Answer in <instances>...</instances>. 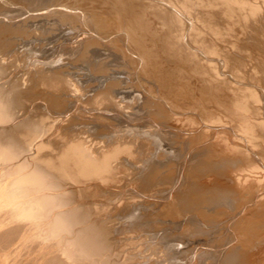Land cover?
I'll return each mask as SVG.
<instances>
[{"label":"rangeland","instance_id":"rangeland-1","mask_svg":"<svg viewBox=\"0 0 264 264\" xmlns=\"http://www.w3.org/2000/svg\"><path fill=\"white\" fill-rule=\"evenodd\" d=\"M104 1H106V2H104ZM116 1H117V3H116ZM146 1L147 2L149 1V2L146 3ZM172 1H174V3H172ZM191 1L194 2V4H192L188 0H176V1L175 0H170V1L169 0H154V1L153 0H151V1L150 0H138V1L137 0H109V3H108V0H102V1L101 0H88V2L86 0H0V53H1L0 54L1 55L0 56V66L4 70L3 71L4 74H2V75L9 76L8 78H11V80L14 81V83L16 81L15 84L18 86L17 92L19 95V99H21L23 101L25 99L24 102H26V103L23 102V104L25 105L26 110L29 109L31 106V109L28 110V113L26 111V114H28V116L33 115V118H35L36 120L39 117L47 116L44 113H42L41 115L36 114L32 111V109H34V107L38 108V107H42L43 105H46V106H44L45 110L46 109L48 110V108H49L47 105V99H48L47 95L48 94L46 93V91H42L40 88H41V86L45 87V86L49 85L48 84L49 82L51 84L55 83L54 80L56 81L57 79L58 80L56 82H59L61 79H63V80L67 79V81L70 80L69 82L73 83V85H72V86H74L73 88H76L75 90L78 89L77 91L79 93H83V90H85V88H87L88 85L90 87L93 83V87H95L97 85V87L99 89H97V87H96L97 90L94 88L95 91L93 90L91 92L93 94H95L97 92V94L99 96L97 95L96 97L97 98L99 97V99L102 96L99 93L101 91H103L102 90L103 87L105 89V86H106L107 89L113 93V96L115 95L114 92L116 93L114 98L116 100L118 99V101L121 100L119 103L123 104V105H126V103H128L127 105H129L130 101L136 99V96H139L140 100L142 99L141 102H140V100H134L135 102L132 101L131 105H134V106L132 107L131 105H129L132 108L129 107L127 109L128 106H126L124 110L121 109L122 110V112H121L122 115L120 113L121 116H119L120 111H119L118 107H117L118 110L116 108H113L114 110H112L109 106H102L103 108H101L99 106L100 109H104V110L108 109L107 111H109V113H107V111H104V110H101V111L97 110L100 114L102 112L103 113L105 112L104 113L105 115H107V114L109 115V116H105L102 113L103 114L102 118L105 116L104 119H99L98 121H96L97 122L96 124H100L99 125L100 128H102L104 131H100L99 128L97 130L95 128H92V129L89 128V130L87 132V133H89L88 136L89 137L92 136L94 141L102 142V140H106L107 137H109V136H107L108 130H109V128H111L110 130L112 131L114 129L115 133H114V131H112V132L109 131L111 133L110 135H115V134H117V136L122 135V138H125L124 136H126V138L128 137L129 139L133 138V136L135 135L132 140H134L137 136L138 137L137 143L146 142L145 140L149 139L150 142H149V140L146 142L147 144L149 142V146H153V144H154V146H155V144H161L163 147H160L157 150V148H156L157 146H155V147H153L154 149H156L155 151H151L150 153H147V154L145 153L144 155L134 154L133 158L131 157L130 159H128L126 161L124 160L125 162L123 161V163L121 165H118L117 168L114 169L112 172V175H111L112 178L111 177L108 178V179H112L113 183H115L117 185L118 189L115 188V190L117 189L116 193H114L115 195L112 196V194L110 193V190H105V189H102L100 186L95 185V187L90 188V189L81 188L80 191H78L75 195H73L74 197L71 199L74 201L73 205L83 203L84 209L87 211L89 210L91 212L90 215L93 216V217L90 216V221H92V222L96 223L97 220L99 222L103 219L106 220L108 218H113L114 216H116V217L119 216L118 220L116 217L114 218L117 222V224H116L117 225L116 226L117 231L115 230V232L113 234V237L116 239V243H115V246L113 248H111V250H113V251H110V254H115L116 259H118L120 261H125L128 264H140V263L141 264H145V263L146 264H160V263L161 264H216V263L220 264V260H221V258H223L225 249L228 246L227 244H229L230 242H233L235 244L237 241V238L241 236L236 230L235 223H236V220H238L240 217H242V215L245 213L244 212L245 210L250 212L251 215L253 214V211L255 213L251 217H254L257 220V224L255 226L256 227L255 231H258V232L257 233L255 232L253 235L257 237L259 235L262 236V234H263V237H264V233H262V232H264V229H263V226H264L263 220L264 219H262V217L264 218V215H263L264 210H262V209H264V191H263V195L258 194V191L260 188H261L260 192H262V185H261L262 183L261 182L262 181L264 182V164H263L264 163V94H263L264 93V79H262V81H261V78H264V63H263L264 62V59H263L264 58L263 57L264 56V42H263L264 41V34H262V33H264V22H263L264 18H262V16L264 17V15H263L264 14V0H252L255 2H252L251 0H247V1L245 0L248 4H251L250 5L251 10H253L254 12H255L257 6L259 7V9L257 8L259 10V13H261L263 11V14H260L261 16L259 17L258 10H256L257 11L256 13H258L257 19H255L256 13H254L253 11H251V10L249 11V10L244 9L245 12L247 11L246 14L248 12L249 13L246 15L244 10H243L244 15H243V12H242V14H240L242 9L238 13V11L240 9L239 7L234 6V5H233L234 7L232 6L233 8L226 6V4H224V2L222 0H217L218 2L221 1V2H219L218 5L216 4L217 2H215L216 0H208V1L207 0H200L201 3H203L202 5H201L200 1H198V0H195L196 2L194 0H191ZM73 2H74V4H73ZM167 2H169V3H167ZM177 2H178V4H177ZM186 2H187V4H185ZM197 2H199V3H197ZM234 2H237V1H234ZM242 2H244V1H242ZM69 3H70V5H68ZM126 3L127 4L129 3V4L126 5ZM220 3H222V4H220ZM262 3H263V5H262ZM158 4H160V5H158ZM175 4H176V6H178V5L182 6L183 5V7H177L175 9V8H173V7H175ZM211 4H214V5H211ZM78 5H79V7H78ZM139 5H141V6H139ZM155 5H157V6L155 7ZM206 5H208V6H206ZM253 5L254 6L257 5L255 7V9H254ZM219 6H221V7H219ZM224 6H225V8H224ZM153 7L155 9H153ZM185 7L186 8L190 7V9L189 8L187 9V13H186V10L183 11V9ZM209 7L211 9H209ZM252 7H253V9H252ZM57 8H58V12H57ZM178 8H181V10ZM221 8H222V10L224 8V10L222 11ZM110 9H112V10H110ZM114 9L115 10L117 9V11L120 10L118 12L113 13L114 15L117 14L115 16H118L120 14L118 17H114V15H110V16L108 15L107 12L108 11L114 12ZM232 9H233V11H232ZM23 10L25 11V13L23 12ZM43 10L45 12L54 11L55 13L53 12V13H50L47 16H45L46 14L43 15V13H45V12L41 13ZM96 10H98L100 13ZM103 10L105 11V13H107L104 16L101 15V11H103ZM125 10L128 12H126ZM155 10H157V11H155ZM191 10H192V13H191ZM39 11H41V12H39ZM73 11L75 14L73 13ZM121 11H123L124 14ZM165 11H166V13H165ZM94 12H95V14H94ZM155 12L157 14H155ZM170 12H171V14H170ZM183 12H185L186 14L185 13L183 14ZM188 12H190L191 14ZM38 13H40V14H38ZM135 13L138 15L135 16ZM195 13H197V15L199 14L198 15L199 18L196 17L197 15ZM250 13H252V14H250ZM253 13L255 15L254 16L255 18L250 17V16H253ZM51 14L54 17L57 16L56 18H58L59 16L61 18L59 17L58 19H55L54 17H52ZM58 14H59V16H58ZM167 14H168V17H167ZM194 14L196 16H194ZM129 15H130V17H129ZM182 15H184V16H182ZM241 15H243V17H241ZM40 16L41 17L43 16V17L41 18ZM49 16H50V19H49ZM97 16H98V18H97ZM217 16H219V17H217ZM244 16L246 18H247V16H249L250 19H255V20L252 21V20H249V18H247L248 20H246ZM224 17H225V20H224ZM99 18H101L102 20L101 19L99 20ZM116 18H118V19H116ZM130 18L132 20L134 19L133 21L131 20L132 23L130 21ZM211 18L215 21L211 20ZM243 18L245 19V21L243 20ZM259 18H261L262 20ZM37 19H40V21ZM41 19L42 20L44 19V20L42 21ZM158 19H159V21H158ZM173 19H175L176 21ZM35 20H37V21H35ZM50 20H54L55 22L50 21ZM58 20H59V23H58ZM115 20H117V21H115ZM187 20H188V22H186ZM49 21L53 22V23H50ZM106 21H108V22H106ZM181 21H183V22L181 23ZM229 21L232 23H229ZM258 21H260V22H258ZM19 22H21V23H19ZM44 22H46V23H44ZM75 22L76 23L79 22V23L76 24ZM195 22H196V24H195ZM198 22H199V24H202V25L199 26ZM211 22H213V23H211ZM245 22L248 26L245 24ZM38 24H39V26H38ZM210 24H212V25H210ZM223 24H225V25H223ZM260 24H262L261 27H260ZM205 26H207V27H205ZM208 27H209V29H208ZM226 27H227V29H226ZM259 27L261 28L260 30H259ZM136 29H138L139 31ZM132 30H133V32H132ZM195 30H197V33L195 32ZM207 30H209V31H207ZM242 31H243V33H242ZM219 32H220V34H219ZM85 33H87V35H85ZM34 34H37V35H34ZM117 34H118V36H117ZM139 34H141L142 36ZM176 34H179L180 36L176 35ZM187 34H189V35H187ZM197 34L200 35L201 37L198 36ZM234 34H236V35H234ZM130 35H131V37H130ZM187 36H189L190 38ZM103 37H104V39H103ZM112 38H114V39H112ZM172 38L174 39L175 42L173 41ZM178 38H181V39H178ZM261 38H262V40H261ZM108 39H109V42H108ZM128 39H130V40H128ZM229 39H230V41H229ZM112 41H113V43H112ZM164 42H165V44H164ZM105 43H106V45H105ZM231 43H234V44H231ZM143 44H144V46H143ZM28 45H29V47H28ZM260 45H261L262 49L260 48ZM116 46H118V47H116ZM199 46H201V48ZM213 47H214V49H213ZM22 49H24V50H22ZM131 50L134 52H132ZM210 50H212V51H210ZM154 52H157V53H154ZM35 53H37V55H35ZM191 53H194V55ZM199 53H201L202 56L199 55ZM139 54H141V55H139ZM210 54H211V56H210ZM135 56H136V58H135ZM194 56L196 58L195 59L196 61L194 60ZM128 57H130V58H128ZM140 57H141V59H140ZM137 58H139V59H137ZM150 58H152V59H150ZM166 59H169V60H166ZM175 60H176V62H175ZM114 61H115V63H114ZM139 61H141V62H139ZM142 61H144V62H142ZM155 62H157V63H155ZM225 64H228V65L226 66ZM8 65H10V66H8ZM209 66H211L212 69ZM218 66H219V68H218ZM259 66L261 67L260 69H259ZM221 67L224 70H225V68H227V70L224 71ZM200 68H202V69H200ZM257 68H258V70H257ZM141 69H142V71H141ZM74 70H76V71H74ZM116 70H117V72H116ZM133 70H135V71H133ZM222 71L224 72V74H222ZM47 72H48V74H47ZM72 72H74V74H71ZM85 73H86V75H85ZM112 73H115L116 75L114 74L115 75L114 76ZM148 73H149V75H148ZM249 73H250V75H249ZM40 74H41V76H40ZM55 74H56V76H58L57 78H56ZM88 74H90V75L92 74L93 76L91 75V77H90V75H88ZM117 74H121V75H117ZM213 74H215L216 76L215 75L213 76ZM52 75L54 78L52 77ZM94 75H96V76H94ZM108 75H110V76H108ZM153 75H155V77ZM234 75H235V77H234ZM43 76H46V77H43ZM86 76H88L90 79ZM100 76H101V78H100ZM104 76H106V77H104ZM124 76H125V80H123ZM223 76H224V78H223ZM107 77H108V79H107ZM130 77L132 78V80ZM169 77H170V79H169ZM237 77L239 80L237 79ZM51 78H53V80ZM59 78H61V79H59ZM113 78L114 79L116 78V79L114 80ZM47 79L48 80L51 79V80L48 81ZM72 79H74V80L71 81ZM91 79H92V83H91ZM93 79H94V81H93ZM97 79H99L100 83L102 82V79H103V82L101 83V84H104L103 87L101 86V84L99 83V81ZM105 79L108 81H106ZM118 79L119 80L121 79V81H119ZM122 80H123V83L126 80L127 81L125 82V84H121ZM128 80H130V81H128ZM153 80H155V81H153ZM228 80L230 81V83ZM74 81H75V83H74ZM226 81H228V82H226ZM108 82L109 83L111 82L110 84H113V85H110ZM84 83L85 84L90 83V84H87L85 86ZM255 83H257V84H255ZM233 84H234V86H233ZM119 85H125V86L131 85L129 87L130 88L132 87V89L129 90L130 88L128 86H126V87L123 86L124 88H127V87L129 88V89L127 88L128 90L127 89L125 90L123 87H119ZM134 85H135V87H134ZM136 85H138V86L136 87ZM145 85H147V86H145ZM205 86L207 89L205 88ZM27 88L29 90L26 91L25 89H27ZM260 88L262 90H260ZM115 89H117V90H115ZM121 89H123L124 91ZM219 89L221 91H223V93H221V91ZM233 89H234V91H233ZM241 89H243V90H241ZM243 91H245V93ZM59 92L61 95L58 96V99H59L58 102L61 104V106H60L61 108H57V109L52 108L54 111L53 113L55 115L54 116L52 115V117L49 115V118H48V116H47V118L50 119L49 126L51 125V127L54 126L55 121L58 122V124L56 126H59L60 129L66 127V129L61 130V134L64 135L65 137L69 138V136L71 135V131L67 130V129H71V126L73 125L71 123V115H73V116L75 115V117H79L81 115L80 113H82V111L84 109L89 108V106H90L89 102H92V100H87V101L84 100V103L80 104L81 105L80 108L74 109V107H72L73 105L71 106V104H73V103H71V93H69L67 91H61V90ZM91 92L87 93V94H90V96L85 95L86 97L84 96V99H88V98H91L92 96H94L93 94H91ZM125 92H126V94H125ZM118 93L121 95H118ZM219 93H220V95H219ZM261 94H263V95H261ZM67 95H69V96H67ZM134 95H135V97H134ZM224 95H226V96H224ZM62 96H64V97H62ZM218 96H220L222 98H220ZM127 97L131 98L132 100L129 98L127 99ZM223 97H225V98H223ZM244 98H245V101L243 103ZM146 99H147V101H146ZM125 100H126V102H125ZM128 100H129V102H127ZM144 100L147 103L144 104L143 103ZM184 100H186V101H184ZM216 100L218 102H215ZM102 101H106V100L102 99ZM211 101L213 103L214 102L215 103L213 104ZM236 101H239V103ZM85 102H87V103H85ZM121 102H123V103H121ZM140 103H143V105ZM216 103H217V105H215ZM257 103H259V105H257ZM32 104L33 105L35 104V105L33 106ZM195 104L197 105V107L195 106ZM237 104H239V105H237ZM135 105H137L139 108L136 107ZM160 106L163 108L165 107L164 110L162 109V111L160 112L162 114L158 113V111L156 110V109H158V107L161 108ZM82 107H83V110H81ZM237 107L238 108L241 107L242 109L241 108L238 109ZM91 108H93V107H91ZM96 108L97 107H95V109ZM137 108H138V110H137ZM220 108L222 111H220ZM243 108L244 109L250 108V109L249 110H247V109L243 110ZM133 109H134V111L136 109L135 113H137V114H131L130 113V112H132L131 110H133ZM172 109H173V111H172ZM217 109H219V110L217 111ZM223 109H225V110H223ZM199 110H201V111H199ZM213 110L216 112H214ZM63 111H65V112H63ZM123 111L124 112L126 111V112L123 113ZM134 111L132 113H134ZM217 112H219V113H217ZM59 113H60V115H59ZM126 113L129 116L126 115ZM138 113H139V115H138ZM179 113L183 114V116L181 117V115H179ZM191 113L194 115L196 114L197 115L196 118L194 120H193V118L192 119L188 118V120L185 119L186 121H184V117L186 115L191 114ZM216 113L219 114V116H217ZM220 113H221V115L222 114H224V115L221 116ZM43 114H44V116H43ZM124 114H125V116L123 117ZM215 114H216V116H215ZM65 115L67 116V118ZM133 115H136V116H133ZM156 115L157 116L159 115L158 119H157ZM226 115H227V117L229 115L230 118H225ZM176 116H178V117L180 116L179 117L180 119L177 118ZM245 116H247L246 119L248 118L247 121L245 119ZM115 117L116 118L117 117H123V118H117L116 119ZM128 117H130V118L128 119ZM153 117H155V118H153ZM220 117H221V119H220ZM63 118L65 119V121ZM170 118H172V119H170ZM242 118L245 120H243ZM177 119H179V120H177ZM229 119H231V120H229ZM53 120H55V121H53ZM219 120H221L222 122H220ZM212 121H213L214 125L216 124L215 126H213ZM249 121H251V123ZM150 122H151V124H150ZM175 122H177L179 125ZM246 122H247V125H250V126L252 123H254L252 125V127L256 128L258 126L257 128H259L258 129L259 131L257 130V128L255 129V132L251 131L254 134L253 133L251 134V132L246 131L247 135L249 134L250 137L247 136L245 131H242L239 129V124H241V123L246 124ZM229 124H230V126H229ZM231 124H233V127ZM146 125H148V126L151 125L153 128H155V126H157V127H156V130L154 131V129H150V128H152L151 126L149 127V129H146V128H148V127H146ZM254 125H256V126H254ZM125 126H126V128H125ZM127 126L130 127V129ZM260 126H262L261 132H260ZM59 127L57 129H59ZM140 127H142V128H140ZM119 128H120V130H119ZM121 128H123V129L125 128L128 132L125 129L124 130L122 129L123 130L122 131ZM133 128H134V130H133ZM135 128L137 131L135 130ZM142 129L143 130L145 129L146 132L143 131ZM130 130H132L133 132H131ZM140 130L145 132V134ZM157 130H159L160 134ZM180 130H183V131H180ZM220 130H221V132H220ZM116 131H118V133H116ZM121 131H122V133H121ZM149 131L151 133H149ZM156 131L160 136L167 139V141H164L165 140L164 138L158 137L159 135L156 134ZM256 131H258V132H256ZM139 132L141 133L140 134L141 136L139 135ZM167 132H169L171 134V136ZM175 132H177V133H175ZM214 132H215V135H214ZM129 133H130V137H129ZM148 133H149V135H147ZM152 133H154V135H152ZM164 133L169 134L170 137ZM174 133H175V135H174ZM90 134H92V135H90ZM163 134H164V136H163ZM145 135L147 136L146 139H145ZM172 135L174 137L176 136L175 137L176 139L179 138L178 135H181L180 136L181 142H180V138L178 140H176ZM184 135H186V136H184ZM225 135L228 136V138ZM153 136L154 137L157 136V139L156 138L154 139ZM81 137H83V136H81ZM256 137H257V139H255ZM139 138L140 139L142 138L143 140L144 139L145 140L142 141V140H139ZM160 138L162 140L163 139L164 140L161 141ZM170 138H171V140L174 139V143H176L178 141L176 143L177 147L172 146L171 144H170L171 147L169 145H167L168 143H173V141H171ZM185 139H186V141H184ZM220 139H222V140H220ZM98 140H101V141H98ZM158 140H159V143H158ZM169 140H170V142H168ZM134 141H136V140H134ZM183 141L185 142V144ZM114 142H116V141H114ZM209 142H210V144H209ZM250 142H251V144H253L252 146H251ZM124 143H126V142H124ZM217 143L220 145H223L222 147H224V148H222ZM178 144H179V146H178ZM48 145L49 144L45 145L44 150H46L47 148L50 147ZM173 145H175V144H173ZM214 147H215V149H214ZM219 147H220V149H219ZM209 148H210V150H208ZM240 148H242V149H240ZM183 149H184V151H183ZM211 149H212V151H211ZM158 151H159V153H158ZM234 152H235V154H234ZM165 153L168 155H166ZM207 153H210L209 158H208ZM211 153H213V154H211ZM231 153H233V154H231ZM148 154H150V155H148ZM214 154H216V155H214ZM164 155H166V156L164 157ZM227 155H232L233 158H232V156H227ZM235 155H237V156H235ZM241 155L242 156L245 155L246 158L248 157L250 162H248L249 160L247 161V163L246 162L243 163L242 161H240L239 158H241ZM20 156L21 157L27 156V152L20 155ZM222 157H224V158H222ZM228 157L232 158L234 162L226 165L225 162L227 161V159H229ZM236 157H237V159H235ZM205 158H207V159H205ZM171 159L172 160L175 159V160L172 161ZM214 160H216V161H214ZM0 161H2V160L0 159ZM130 162H132V163H130ZM146 162H147V164H145ZM166 162H168V163H166ZM200 162H203V163H200ZM208 162L211 163V164H209L210 166H206V164L208 165ZM129 163L131 165H129ZM140 163H141V165H140ZM239 164H240V167H239ZM145 165H146V167H145ZM200 165H204V166L200 167ZM224 165H226L228 167L224 168L225 167ZM131 166L134 169L131 168ZM241 166H244L245 168L241 167ZM139 167H140V169H139ZM210 167H212V168H210ZM257 167L260 168L259 171L257 170L258 169ZM147 168H148V170H147ZM170 168L172 169V171ZM174 168H176L177 170H175ZM185 168H187V169L188 168H194V170L192 172H187ZM203 168H205L206 170ZM221 168H222V170H223V168L228 169L227 170L228 172H230V169L233 168V175L234 176H236V174L240 171L241 177H240V173H238L239 175H237L236 177H234L233 175H226L228 177V178H226V176L222 173L219 174L220 175L219 176L216 173H218V172L220 173ZM242 168H244L245 171H243ZM252 168L256 170L255 172H257V171L258 172L261 171V172L259 174L254 173V171L250 172V170ZM121 169L124 172H122ZM132 169H133V171H132ZM168 169H170V170H168ZM207 169H208V171H207ZM215 169H217V170H215ZM246 169L247 170L250 169L249 172ZM146 170H147V172H146ZM262 170H263V172H262ZM142 171L143 172L145 171V172L143 173ZM235 171H237V172H235ZM246 171L249 174H247ZM116 172H118V173H116ZM171 173L174 175H171ZM213 173H214V175H212ZM242 173L244 174L243 176H242ZM250 173L252 175H254V179H255L256 183L254 182V179H252L253 177H249ZM261 173H262V175H261ZM113 174H115V176ZM151 174H153V175H151ZM186 174H187V176H186ZM195 175H196V178H198L199 180L194 178ZM215 175H216V177H215ZM217 175L219 176V178ZM221 175H222V178H220ZM258 175L260 178L258 177ZM208 176L211 177V178L209 177L210 181H209ZM169 177L172 179L170 180ZM190 177H192L193 179ZM204 177H207L208 179L204 178ZM238 177H239L238 181L240 180L239 182L237 181ZM246 177L248 178L249 181L246 179ZM1 178H0V180H1ZM119 178H121V179L119 180ZM134 178H135V180H134ZM234 178H236V181H233V184H232V182H230V180L231 181H232V179L235 180ZM243 178H245V179H243ZM115 179H116V181H115ZM149 179H151V182L149 181ZM184 179H186V180H184ZM194 179L197 182H195ZM211 179H212V181H211ZM136 180H137V182H136ZM188 180H190V181H188ZM202 180L203 181L208 180L209 182L205 181V184H204V182ZM227 180H229V182L232 185ZM182 181H184L185 183ZM93 182H95V181H93ZM214 182H215V184H214ZM225 182H226V184H223ZM234 182H237L239 184V186H238V184L235 183L237 185L236 187L238 189H235L236 187L233 186V185H235ZM242 182H245V183H242ZM140 183H141V185H140ZM146 183H148V184H146ZM182 183H184V184H182ZM194 183H197V184L203 183L204 186L202 185L203 187L201 190L208 189V187L211 186V185H209L210 183L214 184L213 186H211V188L209 187L210 191H212L214 194V198L213 199H207L208 201L206 203H204L202 206V212L201 213L195 212L194 208H193L194 205H190V203H188V202L185 203V200L179 199L178 200V207H179V209L182 208V209H180L181 210L180 214H175V215L173 213L166 214V209H168V207L170 209V205H171L170 203H172V201L174 200L173 198L181 197V196H183V194L185 195L186 193H188V190L191 191L192 186L193 185L196 186V184H194ZM207 183H209V184H207ZM227 183H229V184H227ZM241 183H242V186H240ZM0 184H1V182H0ZM138 184L140 185V187ZM243 184L244 185L246 184L247 186L246 185L244 186ZM130 185H131V187H130ZM183 185H185V186H183ZM225 185H229V186H225ZM113 186H115V185L113 184ZM127 186H129V189L131 191L127 188ZM205 186H206V188H205ZM215 186L220 189L219 193L221 195L218 193L219 189L218 188L216 189ZM223 186H225V187L223 188ZM243 186H244V188H243ZM248 186L250 188L252 187L251 189H254L253 195L256 196L254 199L255 202L252 199L251 200L249 199L248 201H244V202L242 199L239 200L241 193L243 191H246L247 189H249ZM259 186H261V187L259 188ZM124 187L129 192L123 190ZM176 187H177V189H176ZM184 187H185V189H183ZM186 187H190V188L188 189ZM62 188H63V189H61L62 191L63 190H65V191L69 190L70 191L71 185L68 184ZM142 188H143L144 192L141 191ZM179 188H180V190H179ZM213 188H215V189H213ZM241 188H243L244 190L243 189H242L243 191L240 190ZM83 189H85L86 191L88 189V191L86 192ZM228 189H230V190H228ZM216 190H217V192H216ZM235 190H238V191H236L237 192L236 194H233V193H235ZM138 191H140V192L134 193V192H138ZM232 191H233V193H231ZM131 192H132V194H131ZM145 192H146L147 196L144 198L142 195H146V194H143ZM125 193L127 195H125ZM140 193H141V196L139 195ZM169 193L171 196L170 198L168 196ZM227 193L229 196L228 198L226 196ZM135 194H136V196H135ZM137 194L139 196H137ZM166 194H167V196H166ZM222 194L223 195L226 194L224 196L225 198L223 197ZM103 195L105 197H103ZM117 197H119L120 200L117 201V199H118ZM232 197L235 200H233ZM92 198H94V201H92L93 200ZM95 198H97V199H95ZM146 198H148V199H146ZM102 199H103V201H102ZM170 199H172V200H170ZM146 200H148V201H146ZM211 200H212V202H211ZM224 200H227V201H224ZM88 201H91V202H88ZM109 201L111 204L109 203ZM113 201L115 203H113ZM116 201H117V203H116ZM98 202H99V204H97ZM119 202H120V204H119ZM137 203H139L141 206L139 207V204H137ZM249 203H251V204L249 205V207L247 206L248 208L246 209L245 205H248ZM151 204H152V206H151ZM206 204H208V205H206ZM236 204H238L239 206ZM97 205H99V207ZM92 206H93V208H92ZM257 206H259V207H257ZM207 207L209 208V210ZM102 208H104V209H102ZM111 208H113V211L111 210ZM259 208L261 211L259 210ZM212 209L213 210L217 209V210H215L213 212ZM93 210H95V211H93ZM96 210H97V212H96ZM101 210L104 211V215L103 214L101 215V213H103ZM241 210L242 211L244 210L243 211L244 213ZM216 211H218V212L216 213ZM105 212H108V213H106L107 215H105ZM257 212L259 213V215ZM96 213H99L101 216L96 214ZM131 218H133V219H131ZM121 223H123V224H121ZM135 227H138V229H136ZM257 229H260V231L262 230V232H260ZM35 230H38V231H35ZM35 230L34 231L31 230L33 232L30 231L31 234L29 233V235L26 236L25 239L24 238L20 239L18 243L14 244V246L12 248L17 246V244H18V246L15 247L17 252L15 249L13 250L12 248H10L8 251L10 253H8L7 255L4 256L0 253V264H21V263L24 264L23 259L26 257L27 253L29 252L28 251L29 249L37 247V246L38 247H41V246L44 247L45 243L48 244V246H49V244H52L51 243L53 241L52 239H48L45 234L40 235V233H43V232L41 231L39 233V231H40L39 229L35 228ZM126 232H128V233H126ZM258 233H260V234H258ZM43 235H44L45 239L42 238ZM125 235L126 236L128 235V236L126 237ZM132 236L134 238L136 237V239L138 237V239L135 240ZM40 239H41V241H40ZM46 239H47V241H46ZM37 240H38V242H37ZM127 240H129V241H127ZM49 241H50V243H47ZM36 242L38 244H39V242H41L40 243L41 246H40V244L39 245L35 244ZM119 242H120V244H119ZM258 244H262V246H264V240L260 241ZM122 245H124L125 247ZM132 246H135V247H132ZM146 246H148V248ZM262 246L260 247L261 249H262ZM123 247L126 248L127 250L124 249ZM260 248L255 249V251H254L255 255H258L261 253L262 250ZM154 249H156L159 252H156V250H154ZM11 250L14 252L12 253ZM116 250H118V251L116 252ZM132 250H134V251H132ZM163 251H165V253ZM120 253L123 256V257H121L123 260L120 258V256H121ZM157 253H158V255H157ZM163 253L165 255H163ZM117 255H118V257H117ZM155 255H157V256H155ZM166 255H167V258L169 257V260L166 258ZM132 256H135V257H132ZM155 258L159 259V263H157ZM165 258L168 260V262L170 261V263H167ZM192 258H194V259H192ZM160 259L161 260L164 259L163 261H166V262H163ZM134 260H135V262H134ZM253 260L250 261L249 264H252L251 262H253ZM259 260L260 259L254 260V261L257 262Z\"/></svg>","mask_w":264,"mask_h":264},{"label":"bare ground","instance_id":"bare-ground-1","mask_svg":"<svg viewBox=\"0 0 264 264\" xmlns=\"http://www.w3.org/2000/svg\"><path fill=\"white\" fill-rule=\"evenodd\" d=\"M87 2H88V0H86ZM102 1V0H101ZM138 1V0H137ZM151 1V0H150ZM154 1V0H153ZM170 1V0H169ZM176 1V0H175ZM189 2H191L192 4H194V2H192L191 0H188ZM195 1V0H194ZM198 1H200V0H198ZM208 1V0H207ZM223 2H224V4H226V6H229V7H232L233 5L234 6H237V7H239L240 9H239V11H238V13L240 12V10H241V13L240 14H242V12H243V10L244 9H246V10H251V4H248L245 0H242V1H244V2H242L241 0H222ZM234 1H237V2H234ZM252 1V0H251ZM7 2V1H6ZM75 2V1H74ZM74 2H73V4H74ZM84 2V1H83ZM90 2V1H89ZM104 2H106V1H104ZM149 2V1H148ZM147 1H146V3H148ZM196 2V1H195ZM205 2V1H204ZM215 2H217L216 4L218 5L219 4V2H221V1H215ZM252 2H255V1H252ZM71 3V2H70ZM70 3L68 4V5H70ZM108 3H109V0H108ZM116 3H117V1H116ZM145 3V4H146ZM152 3V2H151ZM167 3H169V2H167ZM171 3V2H170ZM172 3H174V1H172ZM171 3V4H172ZM197 3H199V2H197ZM200 3H201V1H200ZM78 4V3H77ZM100 4V3H99ZM119 4V3H118ZM121 4V3H120ZM129 4V3H128ZM127 3H126V5H128ZM136 4V3H135ZM150 4V3H149ZM177 4H178V2H177ZM180 4V3H179ZM185 4H187V2L185 3ZM203 3H201V5H202ZM207 4V3H206ZM220 4H222V3H220ZM223 4V5H224ZM257 4V3H256ZM59 5V4H58ZM88 5V4H87ZM122 5V4H121ZM120 5V6H121ZM125 5V4H124ZM158 5H160V4H158ZM173 5V4H172ZM181 5V4H180ZM180 5H178V6H176V4H175V7H173V8H177V7H183V5L182 6H180ZM200 5V4H199ZM211 5H214V4H211ZM259 5V4H258ZM262 5H263V3H262ZM119 6V7H120ZM123 6V5H122ZM121 6V7H122ZM139 6H141V5H139ZM145 6V5H144ZM157 5H155V7H156ZM163 6V5H162ZM193 6V5H192ZM206 6H208V5H206ZM222 6V5H221ZM221 6H219V7H221ZM233 6V7H234ZM257 6V5H256ZM256 6H254L253 5V7H254V9H255V7ZM78 7H79V5H78ZM91 7V6H90ZM93 7V6H92ZM115 7V6H114ZM128 7V6H127ZM215 7V6H214ZM232 7V8H233ZM250 7V8H249ZM253 7H252V9H253ZM75 8V7H74ZM111 8V7H110ZM116 8V7H115ZM150 8V7H149ZM159 8V7H158ZM166 8V7H165ZM186 8V7H185ZM183 9V11L184 10H186V13H187V9L189 8L190 9V7H187L186 9ZM192 8V7H191ZM194 8V7H193ZM208 8V7H207ZM224 8H225V6H224ZM224 8H223V10H224ZM228 8V7H227ZM257 8L259 9V7L257 6ZM256 8V10H258ZM33 9V8H32ZM53 9V8H52ZM81 9V8H80ZM93 9V8H92ZM120 9V8H119ZM122 9V8H121ZM138 9V8H137ZM152 9V8H151ZM153 9H155L154 7H153ZM178 9H180L181 10V8H178ZM205 9V8H204ZM209 9H211L210 7H209ZM236 9V8H235ZM31 10V9H30ZM46 10V9H45ZM56 10V9H55ZM110 10H112V9H110ZM130 10V9H129ZM145 10V9H144ZM167 10V9H166ZM215 10V9H214ZM217 10V9H216ZM221 10H222V8H221ZM222 10V11H223ZM238 10V9H237ZM255 10V12L253 11V10H251V11H253L254 13H256L257 11ZM261 10V9H260ZM28 11V10H27ZM85 11V10H84ZM96 11H98V10H96ZM107 11V10H106ZM118 11H120V10H118ZM117 11V9L115 10L114 9V12L113 11H111V12H107L108 13V15L110 16V15H114L113 13H115V12H118ZM126 11V10H125ZM132 11V10H131ZM130 11V12H131ZM141 11V10H140ZM148 11V10H147ZM155 11H157V10H155ZM162 11V10H161ZM211 11V10H210ZM219 11V10H218ZM227 11V10H226ZM225 11V12H226ZM232 11H233V9H232ZM23 12L25 13V11L23 10ZM39 12H41V11H39ZM43 12H45L44 10L41 12V13H43ZM54 11H48V12H45V13H43V15L44 14H46L45 16H47L48 14H50V13H53ZM57 12H58V8H57ZM69 12V11H68ZM78 12V11H77ZM86 12V11H85ZM99 12V11H98ZM122 13H123V11H121ZM126 12H128V11H126ZM129 12V13H130ZM153 12V11H152ZM160 12V11H159ZM181 12V11H180ZM220 12V11H219ZM218 12V13H219ZM229 12V11H228ZM244 12H245V10H244ZM244 12H243V15H244ZM247 12V11H246ZM246 12H245V14H246ZM28 13V12H27ZM55 13V12H54ZM73 13H74V11H73ZM100 13V12H99ZM107 13H105V11L103 10V11H101V15L102 16H104L105 14H107ZM149 13V12H148ZM162 13V12H161ZM165 13H166V11H165ZM182 13V12H181ZM185 12H183V14H184ZM185 13V14H186ZM188 13H190V12H188ZM191 13H192V10H191ZM190 13V14H191ZM206 13V12H205ZM214 13V12H213ZM222 13V12H221ZM227 13V12H226ZM236 13V12H235ZM249 13V12H248ZM247 13V14H248ZM254 13H253V16H250V17H254L255 15H254ZM258 13H259V10H258ZM256 13V18L255 19H257L258 18V15H259V17L261 16L260 14H263V11L261 12V13ZM2 14V13H1ZM13 14V13H12ZM15 14V13H14ZM38 14H40V13H38ZM70 14V13H69ZM75 14V13H74ZM78 14V13H77ZM85 14V13H84ZM94 14H95V12H94ZM124 14V13H123ZM155 14H157L156 12H155ZM163 14V13H162ZM170 14H171V12H170ZM196 15H197V13H195ZM194 14V16H196ZM203 14V13H202ZM225 14V13H224ZM223 14V15H224ZM230 14V13H229ZM246 14V15H247ZM250 14H252V13H250ZM258 14V15H257ZM52 15V14H51ZM55 15V14H54ZM66 15V14H65ZM81 15V14H80ZM97 15V14H96ZM107 15V16H108ZM115 15H117V14H115ZM114 15V17H118V16H115ZM134 15V14H133ZM136 15H138V14H136L135 13V16ZM199 15V14H198ZM198 15L196 16V17H198ZM201 15V14H200ZM208 15V14H207ZM222 15V14H221ZM243 15H241V17H243ZM264 15V14H263ZM5 16V15H4ZM58 16H59V14H58ZM154 16V15H153ZM170 16V15H169ZM182 16H184V15H182ZM188 16V15H187ZM216 16V15H215ZM229 16V15H228ZM240 16V15H239ZM30 17V16H29ZM41 17V16H40ZM43 17V16H42ZM41 17V18H42ZM52 17H54L53 15H52ZM57 17V16H56ZM56 17H54L55 19H58V18H56ZM75 17V16H74ZM73 17V18H74ZM112 17V16H111ZM123 17V16H122ZM126 17V16H125ZM129 17H130V15H129ZM144 17V16H143ZM152 17V16H151ZM167 17H168V14H167ZM179 17V16H178ZM190 17V16H189ZM195 17V18H196ZM217 17H219V16H217ZM222 17V16H221ZM226 17V16H225ZM225 17H224V20H225ZM245 17V16H244ZM26 18V17H25ZM31 18V17H30ZM53 18V19H54ZM61 18V17H60ZM76 18V17H75ZM89 18V17H88ZM97 18H98V16H97ZM132 18V17H131ZM130 18V21L132 20ZM134 18V17H133ZM139 18V17H138ZM154 18V17H153ZM161 18V17H160ZM164 18V17H163ZM172 18V17H171ZM174 18V17H173ZM194 18V17H193ZM199 18V17H198ZM197 18V19H198ZM223 18V17H222ZM247 18H249V16H247ZM246 17H245V19L246 20H248ZM262 18H264L263 16H262ZM45 19V18H44ZM43 19V20H44ZM47 19V18H46ZM49 19H50V16H49ZM82 19V18H81ZM101 18H99V20H100ZM116 19H118V18H116ZM170 19V18H169ZM178 19V18H177ZM245 19L243 18V20L245 21ZM255 19H250L249 18V20H252V21H254ZM259 19H261V18H259ZM37 20H39L40 21V19H37ZM37 20H35V21H37ZM42 20V19H41ZM42 20V21H43ZM102 20V19H101ZM128 20V19H127ZM134 20V19H133ZM132 20V21H133ZM143 20V19H142ZM149 20V19H148ZM156 20V19H155ZM173 20H175V19H173ZM172 20V21H173ZM179 20V19H178ZM184 20V19H183ZM199 20V19H198ZM210 20V19H209ZM211 20H213L212 18H211ZM262 20V19H261ZM22 21V20H21ZM41 21V22H42ZM50 21H53V22H55L54 20H50ZM49 21V22H50ZM67 21V20H66ZM73 21V20H72ZM109 21V20H108ZM108 21H106V22H108ZM115 21H117V20H115ZM129 21V20H128ZM132 21H131V23H132ZM139 21V20H138ZM158 21H159V19H158ZM168 21V20H167ZM176 21V20H175ZM213 21H215V20H213ZM231 21V20H230ZM229 21V23H232V22H230ZM48 22V21H47ZM53 22H50V23H53ZM84 22V21H83ZM87 22V21H86ZM113 22V21H112ZM183 21H181V23H182ZM186 22H188V20L186 21ZM249 22V21H248ZM251 22V21H250ZM258 22H260V21H258ZM262 22V21H261ZM264 22V21H263ZM19 23H21V22H19ZM31 23V22H30ZM34 23V22H33ZM40 23V22H39ZM44 23H46V22H44ZM58 23H59V20H58ZM57 23V24H58ZM70 23V22H69ZM76 23V22H75ZM74 23V24H75ZM77 23H79V22H77ZM76 23V24H77ZM125 23V22H124ZM123 23V24H124ZM129 23V22H128ZM134 23V22H133ZM166 23V22H165ZM192 23V22H191ZM211 23H213V22H211ZM215 23V22H214ZM226 23V22H225ZM238 23V22H237ZM254 23V22H253ZM29 24V23H28ZM61 24V23H60ZM59 24V25H60ZM81 24V23H80ZM120 24V23H119ZM136 24V23H135ZM178 24V23H177ZM194 24V23H193ZM195 24H196V22H195ZM198 24H199V22H198ZM235 24V23H234ZM245 24H246V22H245ZM263 24V23H262ZM262 24H260V27L262 26ZM64 25V24H63ZM67 25V24H66ZM89 25V24H88ZM93 25V24H92ZM99 25V24H98ZM116 25V24H115ZM126 25V24H125ZM161 25V24H160ZM200 25H202V24H199V26ZM204 25V24H203ZM210 25H212V24H210ZM220 25V24H219ZM223 25H225V24H223ZM247 25V24H246ZM258 25V24H257ZM256 25V26H257ZM35 26V25H34ZM38 26H39V24H38ZM71 26V25H70ZM112 26V25H111ZM124 26V25H123ZM128 26V25H127ZM132 26V25H131ZM144 26V25H143ZM175 26V25H174ZM193 26V25H192ZM218 26V25H217ZM237 26V25H236ZM248 26V25H247ZM122 27V26H121ZM126 27V26H125ZM130 27V26H129ZM161 27V26H160ZM163 27V26H162ZM181 27V26H180ZM183 27V26H182ZM187 27V26H186ZM198 27V26H197ZM196 27V28H197ZM203 27V26H202ZM205 27H207V26H205ZM222 27V26H221ZM238 27V26H237ZM259 27V30L261 29ZM43 28V27H42ZM41 28V29H42ZM78 28V27H77ZM88 28V27H87ZM100 28V27H99ZM132 28V27H131ZM137 28V27H136ZM152 28V27H151ZM215 28V27H214ZM255 28V27H254ZM33 29V28H32ZM86 29V28H85ZM127 29V28H126ZM144 29V28H143ZM206 29V28H205ZM208 29H209V27H208ZM219 29V28H218ZM226 29H227V27H226ZM252 29V28H251ZM250 29V30H251ZM256 29V28H255ZM110 30V29H109ZM120 30V29H119ZM131 30V29H130ZM136 30H138V29H136ZM194 30V29H193ZM238 30V29H237ZM254 30V29H253ZM263 30V29H262ZM261 30V31H262ZM34 31V30H33ZM81 31V30H80ZM87 31V30H86ZM101 31V30H100ZM106 31V30H105ZM108 31V30H107ZM114 31V30H113ZM139 31V30H138ZM137 31V32H138ZM207 31H209V30H207ZM206 31V32H207ZM212 31V30H211ZM214 31V30H213ZM228 31V30H227ZM226 31V32H227ZM234 31V30H233ZM248 31V30H247ZM246 31V32H247ZM84 32V31H83ZM88 32V31H87ZM123 32V31H122ZM132 32H133V30H132ZM177 32V31H176ZM190 32V31H189ZM195 32L197 33V30H195ZM229 32V31H228ZM227 32V33H228ZM99 33V32H98ZM97 33V34H98ZM127 33V32H126ZM166 33V32H165ZM182 33V32H181ZM225 33V32H224ZM242 33H243V31H242ZM245 33V32H244ZM81 34V33H80ZM79 34V35H80ZM120 34V33H119ZM135 34V33H134ZM145 34V33H144ZM164 34V33H163ZM180 34V33H179ZM179 34H176V35H179ZM183 34V33H182ZM199 34V33H198ZM197 34V35H198ZM207 34V33H206ZM219 34H220V32H219ZM218 34V35H219ZM226 34V33H225ZM230 34V33H229ZM237 34V33H236ZM236 34H234V35H236ZM249 34V33H248ZM262 34H264V33H262ZM34 35H37V34H34ZM59 35V34H58ZM57 35V36H58ZM85 35H87V33H85ZM90 35V34H89ZM88 35V36H89ZM106 35V34H105ZM139 35H141V34H139ZM165 35V34H164ZM187 35H189V34H187ZM233 35V34H232ZM54 36V35H53ZM63 36V35H62ZM87 36V37H88ZM102 36V35H101ZM117 36H118V34H117ZM137 36V35H136ZM135 36V37H136ZM142 36V35H141ZM156 36V35H155ZM163 36V35H162ZM174 36V35H173ZM180 36V35H179ZM182 36V35H181ZM198 36H200V35H198ZM207 36V35H206ZM238 36V35H237ZM262 36V35H261ZM59 37V36H58ZM57 37V38H58ZM94 37V36H93ZM98 37V36H97ZM130 37H131V35H130ZM144 37V36H143ZM146 37V36H145ZM187 37H189V36H187ZM201 37V36H200ZM255 37V36H254ZM259 37V36H258ZM67 38V37H66ZM86 38V37H85ZM96 38V37H95ZM177 38V37H176ZM190 38V37H189ZM192 38V37H191ZM195 38V37H194ZM227 38V37H226ZM241 38V37H240ZM239 38V39H240ZM243 38V37H242ZM257 38V37H256ZM46 39V38H45ZM81 39V38H80ZM79 39V40H80ZM83 39V38H82ZM103 39H104V37H103ZM112 39H114V38H112ZM149 39V38H148ZM168 39V38H167ZM173 39V38H172ZM178 39H181V38H178ZM205 39V38H204ZM232 39V38H231ZM100 40V39H99ZM122 40V39H121ZM128 40H130V39H128ZM140 40V39H139ZM177 40V39H176ZM203 40V39H202ZM261 40H262V38H261ZM111 41V40H110ZM151 41V40H150ZM162 41V40H161ZM173 41H174V39H173ZM179 41V40H178ZM228 41V40H227ZM229 41H230V39H229ZM254 41V40H253ZM252 41V42H253ZM43 42V41H42ZM108 42H109V39H108ZM107 42V43H108ZM141 42V41H140ZM145 42V41H144ZM147 42V41H146ZM149 42V41H148ZM163 42V41H162ZM175 42V41H174ZM181 42V41H180ZM198 42V41H197ZM213 42V41H212ZM264 42V41H263ZM35 43V42H34ZM76 43V42H75ZM112 43H113V41H112ZM207 43V42H206ZM224 43V42H223ZM241 43V42H240ZM243 43V42H242ZM257 43V42H256ZM23 44V43H22ZM164 44H165V42H164ZM179 44V43H178ZM197 44V43H196ZM220 44V43H219ZM226 44V43H225ZM231 44H234V43H231ZM258 44V43H257ZM105 45H106V43H105ZM111 45V44H110ZM118 45V44H117ZM129 45V44H128ZM137 45V44H136ZM150 45V44H149ZM173 45V44H172ZM185 45V44H184ZM195 45V44H194ZM199 45V44H198ZM197 45V46H198ZM259 45V44H258ZM263 45V44H262ZM99 46V45H98ZM135 46V45H134ZM140 46V45H139ZM143 46H144V44H143ZM156 46V45H155ZM174 46V45H173ZM176 46V45H175ZM183 46V45H182ZM196 46V45H195ZM226 46V45H225ZM236 46V45H235ZM20 47V46H19ZM28 47H29V45H28ZM116 47H118V46H116ZM129 47V46H128ZM171 47V46H170ZM200 48H201V46H199ZM216 47V46H215ZM231 47V46H230ZM259 47V46H258ZM47 48V47H46ZM167 48V47H166ZM197 48V47H196ZM208 48V47H207ZM223 48V47H222ZM221 48V49H222ZM225 48V47H224ZM260 48H261V45H260ZM106 49V48H105ZM104 49V50H105ZM130 49V48H129ZM153 49V48H152ZM155 49V48H154ZM173 49V48H172ZM187 49V48H186ZM213 49H214V47H213ZM262 49V48H261ZM22 50H24V49H22ZM51 50V49H50ZM123 50V49H122ZM138 50V49H137ZM166 50V49H165ZM178 50V49H177ZM208 50V49H207ZM219 50V49H218ZM225 50V49H224ZM251 50V49H250ZM126 51V50H125ZM132 51V50H131ZM171 51V50H170ZM169 51V52H170ZM179 51V50H178ZM195 51V50H194ZM210 51H212V50H210ZM232 51V50H231ZM35 52V51H34ZM89 52V51H88ZM128 52V51H127ZM132 52H134V51H132ZM141 52V51H140ZM187 52V51H186ZM218 52V51H217ZM6 53V52H5ZM110 53V52H109ZM154 53H157V52H154ZM168 53V52H167ZM172 53V52H171ZM174 53V52H173ZM179 53V52H178ZM182 53V52H181ZM1 54V53H0ZM95 54V53H94ZM117 54V53H116ZM137 54V53H136ZM191 54H193L194 55V53H191ZM213 54V53H212ZM226 54V53H225ZM35 55H37V53H35ZM76 55V54H75ZM112 55V54H111ZM120 55V54H119ZM139 55H141V54H139ZM159 55V54H158ZM166 55V54H165ZM199 55H201V53H199ZM205 55V54H204ZM216 55V54H215ZM220 55V54H219ZM229 55V54H228ZM232 55V54H231ZM1 56V55H0ZM4 56V55H3ZM153 56V55H152ZM202 56V55H201ZM210 56H211V54H210ZM258 56V55H257ZM115 57V56H114ZM120 57V56H119ZM132 57V56H131ZM139 57V56H138ZM190 57V56H189ZM207 57V56H206ZM225 57V56H224ZM259 57V56H258ZM264 57V56H263ZM2 58V57H1ZM15 58V57H14ZM64 58V57H63ZM128 58H130V57H128ZM135 58H136V56H135ZM169 58V57H168ZM191 58V57H190ZM228 58V57H227ZM12 59V58H11ZM134 59V58H133ZM132 59V60H133ZM137 59H139V58H137ZM140 59H141V57H140ZM150 59H152V58H150ZM160 59V58H159ZM181 59V58H180ZM192 59V58H191ZM196 58H195V56H194V60H195ZM212 59V58H211ZM230 59V58H229ZM253 59V58H252ZM264 59V58H263ZM98 60V59H97ZM114 60V59H113ZM120 60V59H119ZM122 60V59H121ZM143 60V59H142ZM166 60H169V59H166ZM182 60V59H181ZM199 60V59H198ZM158 61V60H157ZM161 61V60H160ZM165 61V60H164ZM196 61V60H195ZM200 61V60H199ZM207 61V60H206ZM134 62V61H133ZM139 62H141V61H139ZM142 62H144V61H142ZM175 62H176V60H175ZM219 62V61H218ZM114 63H115V61H114ZM123 63V62H122ZM135 63V62H134ZM155 63H157V62H155ZM215 63V62H214ZM217 63V62H216ZM224 63V62H223ZM244 63V62H243ZM264 63V62H263ZM91 64V63H90ZM148 64V63H147ZM178 64V63H177ZM201 64V63H200ZM134 65V64H133ZM137 65V64H136ZM188 65V64H187ZM215 65V64H214ZM218 65V64H217ZM222 65V64H221ZM226 66L228 65V64H225ZM8 66H10V65H8ZM98 66V65H97ZM149 66V65H148ZM168 66V65H167ZM177 66V65H176ZM216 66V65H215ZM225 66V67H226ZM247 66V65H246ZM254 66V65H253ZM258 66V65H257ZM93 67V66H92ZM95 67V66H94ZM152 67V66H151ZM210 68H211V66H209ZM223 67V66H222ZM221 67V68H222ZM126 68V67H125ZM137 68V67H136ZM140 68V67H139ZM181 68V67H180ZM196 68V67H195ZM216 68V67H215ZM214 68V69H215ZM218 68H219V66H218ZM261 67L259 66V69H260ZM5 69V68H4ZM135 69V68H134ZM160 69V68H159ZM200 69H202V68H200ZM212 69V68H211ZM223 69V68H222ZM100 70V69H99ZM131 70V69H130ZM155 70V69H154ZM207 70V69H206ZM217 70V69H216ZM224 70V69H223ZM227 70V68H225V70L224 71H226ZM231 70V69H230ZM248 70V69H247ZM257 70H258V68H257ZM3 69H2V67L0 66V159L2 160V161H0V176L2 177H0L1 178V180H0V182H1V184H0V253L2 254V255H7L8 253H10V252H8L9 251V249L10 248H12L13 246H14V244H16V243H18L19 242V240L20 239H25L26 238V236H28L29 235V233H30V231L31 230H35V228H37V229H39L40 231H39V233L42 231L43 233H40V235L41 234H45L46 235V237L48 238V239H52L53 241L51 242L52 244H49V246H48V244H46L45 242V245H44V247L43 246H41V242H39V244H40V246L41 247H34V248H31V249H29L28 251V253H27V255H26V257L23 259V261H24V264H128V263H126L125 261H120V260H118V259H116L115 258V254H110V251H113V250H111V248H113L114 246H115V243H116V239L113 237V234H114V232H115V230H116V224H117V222H116V220L114 219L116 216H114L113 218H108V219H103V220H101V221H99L98 222V220H97V222L95 223V222H92V221H90V211L88 212L87 210H85L84 209V205H83V203H79V204H76V205H73V203H74V201L73 200H71L74 196L73 195H75L78 191H80V189L81 188H88V189H90V188H93V187H95V185H97V186H100L102 189H105V190H110V193L112 194V196L113 195H115L114 193H116V190L118 189L117 188V185L115 184V183H113V180L112 179H108L109 177H111V175H112V172H113V170L114 169H116L117 168V166L118 165H121L122 163H123V161L125 160H128V159H130L131 157L133 158V156H134V154H137V155H140V154H142V155H144L145 153L147 154V153H150L151 151H155L156 149H154L153 147H155V146H157L156 148H157V150L160 148V147H163L161 144H155V146H154V142L152 143L153 144V146H149V142H150V140H149V142H148V144L146 143L148 140H145L146 139V135H145V141L146 142H140V143H137L138 141V137L136 136V138L134 139V140H136V141H134V140H132L133 138H134V136H133V138H126V136H124L125 138H122V135H119V136H117V134H115V135H110L111 133L110 132H112V131H114V133H115V130L113 129L112 131L110 130L111 128H109V130H108V135L107 136H109V137H107V139L106 140H102V142H97V141H94V139H93V137L92 136H88V134L89 133H87L88 132V130H89V128H95L96 130L99 128V130L100 131H104L102 128H100V124H96L97 122L96 121H98L99 119H104V117L105 116H109L107 113H109V111H107V110H104V109H100V107L101 108H103L102 106H109L112 110H114L113 108H116L117 109V107H118V109H119V116H121L122 115V110H124L125 109V107L126 106H128L127 107V109L130 107V108H132L134 105H131L132 104V101L133 102H135L134 100H140V97L139 96H136V99H134V100H132L131 98H129V97H127V99L129 98V99H131L132 101H130V104L129 105H131V106H129V105H127L128 103H126V105H123V104H120L119 102L121 101L120 99V101H118V99L116 100L115 98H114V96L116 95V93L114 92V96H113V93L110 91V90H108L107 89V87L105 86V89H104V87H103V85L104 84H101L102 82H103V79H102V82L100 83V81H99V79L101 78V76H100V78L99 79H97L98 81H99V83L101 84V86L103 87V91H99L100 93V95H102L101 96V98L99 99V97L97 98L96 96L98 95L97 94V92L95 93V94H93L91 91H93L94 90V88L96 89V87H97V85L95 86V87H93V83H92V79H91V83H92V85L89 87V85L87 86V88H85V90H83V93H79L77 90H75L76 88H73L74 86H72L73 85V83L71 84L69 81H67V79L66 80H63V79H61V78H59V79H61L59 82H56L55 80H54V82L55 83H53V84H51L50 82L48 83L49 85H47V86H45V87H42L41 86V90L42 91H46V93L48 94L47 95V97H48V99H47V105H48V110L46 109L45 110V107L44 106H46V105H43L42 107H34V109H32V111L34 112V113H36V114H42V113H44V114H46L47 116H48V118H49V115L52 117V115L54 116L55 114L53 113L54 111H53V109L52 108H61L60 106H61V104L58 102V96H60L61 94H60V90L61 91H67V92H69V93H71V103H73V104H71V106L72 107H74V109L75 108H80V104L82 103H84V100L85 101H87V100H92V102H89L90 103V106H89V108H87V109H84L83 110V107L81 108V110H83L82 111V113H80L81 115L79 116V117H75V115L73 116V115H71V123L73 124L72 126H71V129H67V130H70L71 131V135L69 136V138H67V137H65L64 135H62L61 134V130L62 129H66V127H64V128H62V129H60V127L59 126H56L57 124H58V122H56L55 120H53V121H55V123H54V126L53 127H51V125L49 126V123H50V119H48L47 118V116H44V114H43V116L44 117H39L37 120L35 119V118H33V115H29L28 116V114H26V111H27V113H28V110L29 109H31V106H30V108L29 109H27L26 110V107H25V105L23 104V102L25 101V99H24V101L23 100H21V99H19V95H18V92H17V90H18V86L15 84L16 83V81H15V83H14V81H12L11 80V78H8L9 76H6V75H2V74H4L3 73ZM74 71H76V70H74ZM78 71V70H77ZM132 71V70H131ZM130 71V72H131ZM133 71H135V70H133ZM141 71H142V69H141ZM174 71V70H173ZM197 71V70H196ZM252 71V70H251ZM250 71V72H251ZM254 71V70H253ZM16 72V71H15ZM44 72V71H43ZM116 72H117V70H116ZM139 72V71H138ZM160 72V71H159ZM213 72V71H212ZM229 72V71H228ZM233 72V71H232ZM237 72V71H236ZM46 73V72H45ZM125 73V72H124ZM239 73V72H238ZM47 74H48V72H47ZM52 74V73H51ZM50 74V75H51ZM71 74H74V72H72ZM113 75L115 74V73H112ZM130 74V73H129ZM155 74V73H154ZM173 74V73H172ZM201 74V73H200ZM209 74V73H208ZM222 74H224V72L222 71ZM54 75V74H53ZM53 75H52V77H53ZM85 75H86V73H85ZM88 75H90V74H88ZM92 75V74H91ZM91 75H90V77H91ZM116 75V74H115ZM114 75V76H115ZM117 75H121V74H117ZM128 75V74H127ZM135 75V74H134ZM148 75H149V73H148ZM147 75V76H148ZM215 74H213V76H214ZM232 75V74H231ZM249 75H250V73H249ZM256 75V74H255ZM261 75V74H260ZM40 76H41V74H40ZM55 76H56V74H55ZM61 76V75H60ZM59 76V77H60ZM74 76V75H73ZM93 76V75H92ZM94 76H96V75H94ZM108 76H110V75H108ZM154 77H155V75H153ZM208 76V75H207ZM216 76V75H215ZM225 76V75H224ZM224 76H223V78H224ZM20 77V76H19ZM43 77H46V76H43ZM49 77V76H48ZM58 76H56V78H57ZM72 77V76H71ZM86 77H88V76H86ZM98 77V76H97ZM104 77H106V76H104ZM221 77V76H220ZM234 77H235V75H234ZM261 77V76H260ZM50 78V77H49ZM54 78V77H53ZM53 78H51L52 80H53ZM55 78V79H56ZM89 78V77H88ZM87 78V79H88ZM131 78V77H130ZM135 78V77H134ZM207 78V77H206ZM209 78V77H208ZM214 78V77H213ZM222 78V77H221ZM51 79H49V80H51ZM65 79V78H64ZM76 79V78H75ZM90 79V78H89ZM88 79V80H89ZM96 79V78H95ZM107 79H108V77H107ZM114 79V78H113ZM116 79V78H115ZM114 79V80H115ZM122 79V78H121ZM121 79L119 80V81H121ZM136 79V78H135ZM146 79V78H145ZM165 79V78H164ZM169 79H170V77H169ZM178 79V78H177ZM237 79H238V77H237ZM243 79V78H242ZM248 79V78H247ZM262 79H264V78H261V81H262ZM48 80V79H47ZM48 80V81H49ZM74 79H72L71 81H73ZM106 80V79H105ZM123 80H125V76H124V79ZM123 80H122V82H121V84H125V82L127 81H125L124 83H123ZM131 80H132V78H131ZM141 80V79H140ZM207 80V79H206ZM223 80V79H222ZM232 80V79H231ZM239 80V79H238ZM241 80V79H240ZM258 80V79H257ZM93 81H94V79H93ZM96 81V80H95ZM106 81H108V80H106ZM105 81V82H106ZM128 81H130V80H128ZM139 81V80H138ZM153 81H155V80H153ZM176 81V80H175ZM215 81V80H214ZM229 81V80H228ZM228 81H226V82H228ZM243 81V80H242ZM248 81V80H247ZM78 82V81H77ZM104 82V83H105ZM151 82V81H150ZM159 82V81H158ZM207 82V81H206ZM216 82V81H215ZM218 82V81H217ZM220 82V81H219ZM225 82V81H224ZM241 82V81H240ZM245 82V81H244ZM47 83V82H46ZM74 83H75V81H74ZM109 83V82H108ZM111 83V82H110ZM109 83V84H110ZM120 83V82H119ZM141 83V82H140ZM161 83V82H160ZM209 83V82H208ZM229 83H230V81H229ZM247 83V82H246ZM24 84V83H23ZM35 84V83H34ZM77 84V83H76ZM85 84V83H84ZM87 84H90V83H87ZM87 84H85V86L87 85ZM96 84V83H95ZM132 84V83H131ZM144 84V83H143ZM149 84V83H148ZM216 84V83H215ZM255 84H257V83H255ZM108 85V84H107ZM110 85H113V84H110ZM116 85V84H115ZM153 85V84H152ZM155 85V84H154ZM162 85V84H161ZM180 85V84H179ZM253 85V84H252ZM100 86V85H99ZM118 86V85H117ZM123 86H125V85H119V87H123ZM126 86H131V85H126ZM125 86V87H126ZM138 85H136V87H137ZM140 86V85H139ZM145 86H147V85H145ZM199 86V85H198ZM233 86H234V84H233ZM77 87V86H76ZM112 87V86H111ZM110 87V88H111ZM115 87V86H114ZM127 87V88H128ZM134 87H135V85H134ZM204 87V86H203ZM29 88V87H28ZM25 89L26 91L27 90H29V89ZM84 88V87H83ZM82 88V89H83ZM109 88V87H108ZM118 88V87H117ZM124 88V87H123ZM127 88H124L125 90L127 89ZM130 88V87H129ZM128 88V89H129ZM139 88V87H138ZM145 88V87H144ZM163 88V87H162ZM191 88V87H190ZM196 88V87H195ZM205 88H206V86H205ZM254 88V87H253ZM81 89V90H82ZM97 89H99L98 87H97ZM96 89V90H97ZM127 89V90H128ZM132 89V87L129 89V90H131ZM192 89V88H191ZM207 89V88H206ZM238 89V88H237ZM39 90V89H38ZM115 90H117V89H115ZM120 90V89H119ZM121 90H123V89H121ZM148 90V89H147ZM168 90V89H167ZM220 90V89H219ZM218 90V91H219ZM223 90V89H222ZM226 90V89H225ZM241 90H243V89H241ZM246 90V89H245ZM250 90V89H249ZM259 90V89H258ZM260 90H262L261 88H260ZM95 91V90H94ZM124 91V90H123ZM179 91V90H178ZM188 91V90H187ZM221 91V90H220ZM231 91V90H230ZM233 91H234V89H233ZM22 92V91H21ZM91 92V94H93L94 96H92L91 98H88V99H84V96L86 95H89L90 96V94H87V93H90ZM120 92V91H119ZM127 92V91H126ZM126 92H125V94H126ZM153 92V91H152ZM161 92V91H160ZM167 92V91H166ZM186 92V91H185ZM208 92V91H207ZM215 92V91H214ZM226 92V91H225ZM232 92V91H231ZM230 92V93H231ZM241 92V91H240ZM244 93H245V91H243ZM68 93V94H69ZM128 93V92H127ZM146 93V92H145ZM218 93V92H217ZM221 93H223V91H221ZM250 93V92H249ZM254 93V92H253ZM262 93V92H261ZM130 94V93H129ZM133 94V93H132ZM139 94V93H138ZM184 94V93H183ZM192 94V93H191ZM228 94V93H227ZM260 94V93H259ZM264 94V93H263ZM263 94H261V95H263ZM33 95V94H32ZM39 95V94H38ZM42 95V94H41ZM118 95H121V94H119L118 93ZM128 95V94H127ZM149 95V94H148ZM188 95V94H187ZM194 95V94H193ZM219 95H220V93H219ZM258 95V94H257ZM67 96H69V95H67ZM85 96V97H86ZM99 96V95H98ZM130 96V95H129ZM156 96V95H155ZM195 96V95H194ZM224 96H226V95H224ZM253 96V95H252ZM46 97V96H45ZM62 97H64V96H62ZM120 97V96H119ZM124 97V96H123ZM133 97V96H132ZM134 97H135V95H134ZM133 97V98H134ZM139 97V98H138ZM151 97V96H150ZM149 97V98H150ZM179 97V96H178ZM191 97V96H190ZM208 97V96H207ZM214 97V96H213ZM218 97H220V96H218ZM238 97V96H237ZM245 97V96H244ZM126 98V97H125ZM124 98V99H125ZM138 98V99H137ZM152 98V97H151ZM199 98V97H198ZM220 98H222V97H220ZM223 98H225V97H223ZM239 98V97H238ZM237 98V99H238ZM256 98V97H255ZM263 98V97H262ZM102 99L103 100H106V101H102ZM123 99V98H122ZM126 99V100H127ZM180 99V98H179ZM216 99V98H215ZM247 99V98H246ZM126 100H125V102H126ZM142 100V99H141ZM141 100H140V102H141ZM152 100V99H151ZM163 100V99H162ZM200 100V99H199ZM211 100V99H210ZM209 100V101H210ZM232 100V99H231ZM236 100V99H235ZM257 100V99H256ZM32 101V100H31ZM46 101V100H45ZM101 101V102H100ZM146 101H147V99H146ZM145 100H144V104L145 103H147ZM156 101V100H155ZM183 101V100H182ZM184 101H186V100H184ZM188 101V100H187ZM191 101V100H190ZM189 101V102H190ZM226 101V100H225ZM233 101V100H232ZM244 101H245V98H244V100H243V103H244ZM124 102V103H125ZM127 102H129V100L127 101ZM137 102V101H136ZM170 102V101H169ZM212 102V101H211ZM215 102H218L217 100L215 101ZM214 102V103H215ZM236 102H238L239 103V101H236ZM241 102V101H240ZM253 102V101H252ZM258 102V101H257ZM24 103H26V102H24ZM85 103H87V102H85ZM121 103H123V102H121ZM139 103V102H138ZM143 103H140V104H142L143 105ZM198 103V102H197ZM210 103V102H209ZM213 103V102H212ZM211 103V104H212ZM213 103V104H214ZM235 103V102H234ZM262 103V102H261ZM41 104V103H40ZM137 104V103H136ZM188 104V103H187ZM202 104V103H201ZM219 104V103H218ZM256 104V103H255ZM33 105V104H32ZM35 105V104H34ZM33 105V106H34ZM92 105V106H91ZM147 105V104H146ZM193 105V104H192ZM215 105H217V103L215 104ZM221 105V104H220ZM219 105V106H220ZM237 105H239V104H237ZM243 105V104H242ZM253 105V104H252ZM257 105H259V103H257ZM29 106V105H28ZM27 106V107H28ZM100 106V107H99ZM136 107H138L137 105H135ZM140 106V105H139ZM169 106V105H168ZM195 106L197 107V105L195 104ZM200 106V105H199ZM254 106V105H253ZM91 107H93V108H91ZM95 107H97L96 109H95ZM135 107V108H136ZM143 107V106H142ZM161 107V106H160ZM187 107V106H186ZM192 107V106H191ZM206 107V106H205ZM226 107V106H225ZM235 107V106H234ZM242 107V106H241ZM240 107V108H241ZM246 107V106H245ZM251 107V106H250ZM33 108V107H32ZM139 108V107H138ZM138 108H137V110H138ZM156 108V107H155ZM165 108V107H164ZM164 108L163 107H161V108H159L158 107V109H156L157 111H158V113H160L161 111H162V109L164 110ZM238 108V107H237ZM240 108H238V109H240ZM248 108V107H247ZM247 108H245V109H247ZM117 109V110H118ZM122 109V110H121ZM169 109V108H168ZM179 109V108H178ZM242 109V108H241ZM244 108H243V110H245ZM250 109V108H249ZM249 109H247V110H249ZM259 109V108H258ZM257 109V110H258ZM95 110V111H94ZM100 110H104V111H107V115H105L103 112V114L105 115L103 118H102V113L100 114L98 111ZM175 110V109H174ZM189 110V109H188ZM219 109H217V111H218ZM223 110H225V109H223ZM260 110V109H259ZM129 111V110H128ZM132 112L134 111V109L133 110H131ZM172 111H173V109H172ZM179 111V110H178ZM199 111H201V110H199ZM214 111V110H213ZM220 111H222L221 110V108H220ZM230 111V110H229ZM234 111V110H233ZM251 111V110H250ZM254 111V110H253ZM32 112V113H33ZM63 112H65V111H63ZM75 112V111H74ZM126 112V111H125ZM124 111H123V113H125ZM132 112H130L131 114H137V113H135L136 112V109H135V111H134V113H132ZM139 112V111H138ZM170 112V111H169ZM185 112V111H184ZM188 112V111H187ZM192 112V111H191ZM214 112H216V111H214ZM213 112V113H214ZM243 112V111H242ZM73 113V112H72ZM120 113H121V115H120ZM129 113V114H130ZM172 113V112H171ZM175 113V112H174ZM217 113H219V112H217ZM216 113V114H217ZM160 114H162V113H160ZM159 114V115H160ZM212 114V113H211ZM216 114H215V116H216ZM227 114V113H226ZM250 114V113H249ZM59 115H60V113H59ZM78 115V114H77ZM76 115V116H77ZM112 115V114H111ZM126 115H128L127 113H126ZM138 115H139V113H138ZM143 115V114H142ZM159 115L157 116L156 115V117H157V119L159 118ZM179 115H181V117L183 116V114H180L179 113ZM203 115V114H202ZM205 115V114H204ZM220 115H221V113H220ZM224 114H222L221 116H223ZM66 116V115H65ZM125 116V114L123 115V117ZM129 116V115H128ZM133 116H136V115H133ZM168 116V115H167ZM196 114L194 115V114H189V115H186L185 117H184V121H186L185 119H187L188 120V118L189 119H192L193 118V120L196 118ZM217 116H219V114H217ZM248 116V115H247ZM247 116H245V119H246V117ZM58 117V116H57ZM64 117V116H63ZM123 117H117V118H123ZM131 117V116H130ZM130 117H128V119L130 118ZM139 117V116H138ZM170 117V116H169ZM172 117V116H171ZM177 118H179L178 116H176ZM60 118V117H59ZM66 118H67V116H66ZM108 118V117H107ZM113 118V117H112ZM116 118V117H115ZM116 118V119H117ZM134 118V117H133ZM153 118H155V117H153ZM173 118V117H172ZM172 118H170V119H172ZM198 118V117H197ZM214 118V117H213ZM223 118V117H222ZM225 118H230L229 117V115H228V117H227V115L225 116ZM64 119V118H63ZM110 119V118H109ZM126 119V118H125ZM167 119V118H166ZM175 119V118H174ZM180 119V118H179ZM179 119H177V120H179ZM215 119V118H214ZM213 119V120H214ZM219 119V118H218ZM217 119V120H218ZM220 119H221V117H220ZM243 119V118H242ZM245 119H243V120H245ZM248 119V118H247ZM247 119H246V121H247ZM62 120V119H61ZM60 120V121H61ZM150 120V119H149ZM169 120V119H168ZM229 120H231V119H229ZM64 121H65V119H64ZM70 121V120H69ZM110 121V120H109ZM132 121V120H131ZM154 121V120H153ZM216 121V120H215ZM220 122H222L221 120H219ZM224 121V120H223ZM255 121V120H254ZM125 122V121H124ZM183 122V121H182ZM218 122V121H217ZM242 122V121H241ZM250 123H251V121H249ZM248 122V123H249ZM256 122V121H255ZM60 123V122H59ZM63 123V122H62ZM169 123V122H168ZM174 123V122H173ZM175 123H177V122H175ZM211 123V122H210ZM212 123H213V121H212ZM231 123V122H230ZM245 123V122H244ZM249 123V124H250ZM258 123V122H257ZM61 124V123H60ZM142 124V123H141ZM150 124H151V122H150ZM154 124V123H153ZM178 124V123H177ZM176 124V125H177ZM196 124V123H195ZM221 124V123H220ZM254 123H252L251 124V126L250 125H247V122H246V124H239V129L240 130H242V131H249V132H251V131H254L255 132V129L258 127H256V128H254V127H252V125H253ZM260 124V123H259ZM53 125V124H52ZM62 125V124H61ZM107 125V124H106ZM126 125V124H125ZM165 125V124H164ZM172 125V124H171ZM179 125V124H178ZM216 125V124H215ZM214 125V123H213V126H215ZM232 125V127H233V124H231ZM151 126V125H150ZM150 126H148V125H146V127H148V128H146V129H149V127ZM155 126V125H154ZM173 126V125H172ZM219 126V125H218ZM229 126H230V124H229ZM254 126H256V125H254ZM50 127V128H49ZM59 127V129H57ZM128 127V126H127ZM152 127V126H151ZM156 127L157 126H155V128H150V129H154V131L156 130ZM159 127V126H158ZM105 128V127H104ZM125 128H126V126H125ZM124 128V129H125ZM129 129H130V127H128ZM127 128V129H128ZM137 128V127H136ZM136 128H135V130H136ZM140 128H142V127H140ZM145 128V127H144ZM231 128V127H230ZM123 128H121V130H122ZM123 129V130H124ZM128 129V130H129ZM138 129V128H137ZM158 129V128H157ZM228 129V128H227ZM259 128H257V130H258ZM119 130H120V128H119ZM122 130V131H123ZM126 130V129H125ZM133 130H134V128H133ZM143 130V129H142ZM142 130H140V131H142ZM201 130V129H200ZM261 130H262V126H260V132H261ZM110 131V132H109ZM122 131H121V133H122ZM127 131V130H126ZM131 132H133L132 130H130ZM137 131V130H136ZM143 131H145V129L143 130ZM142 131V132H143ZM153 131V130H152ZM158 132H159V130H157ZM157 131H156V134H158L157 133ZM163 131V130H162ZM180 131H183V130H180ZM259 131V130H258ZM258 131H256V132H258ZM128 132V131H127ZM146 132V131H145ZM145 132H143L144 134H145ZM148 132V131H147ZM204 132V131H203ZM220 132H221V130H220ZM219 132V133H220ZM247 132H246V135H247ZM116 133H118V131H116ZM120 133V132H119ZM124 133V132H123ZM149 133H151L150 131H149ZM149 133L147 134V135H149ZM167 133H169V132H167ZM167 133H164V134H167ZM175 133H177V132H175ZM175 133H174V135H175ZM179 133V132H178ZM199 133V132H198ZM201 133V132H200ZM253 132H251V134H252ZM127 134V133H126ZM125 134V135H126ZM132 134V133H131ZM136 134V133H135ZM141 133L139 132V135H140ZM159 134H160V132H159ZM158 134V135H159ZM164 134H163V136H164ZM170 134V133H169ZM169 134H167V136H169ZM204 134V133H203ZM211 134V133H210ZM213 134V133H212ZM223 134V133H222ZM245 134V133H244ZM254 134V133H253ZM257 134V133H256ZM255 134V135H256ZM90 135H92V134H90ZM151 135V134H150ZM152 135H154V133H152ZM177 135V134H176ZM214 135H215V132H214ZM232 135V134H231ZM258 135V134H257ZM81 136H83V137H81ZM121 136V137H120ZM128 136V135H127ZM141 136V135H140ZM143 136V135H142ZM166 136V137H167ZM170 136H171V134H170ZM169 136V137H170ZM173 136V135H172ZM180 136L181 135H178V137L180 138ZM184 136H186V135H184ZM226 136V135H225ZM247 136H249L250 137V135L248 134ZM92 137V138H91ZM129 137H130V133H129ZM150 137V136H149ZM148 137V138H149ZM154 137V136H153ZM158 137H161V138H164V137H162V136H158ZM174 137V136H173ZM176 137V136H175ZM174 137V138H175ZM227 138H228V136H226ZM243 137V136H242ZM143 138V137H142ZM140 139L139 138V140H142V141H144L143 139ZM157 139V136L156 137H154V139ZM160 138V139H161ZM178 138V139H179ZM224 138V137H223ZM226 138V139H227ZM151 139V138H150ZM153 139V138H152ZM153 139V140H154ZM165 139V138H164ZM163 139V140H164ZM176 139V138H175ZM178 139H176V140H178ZM184 139V138H183ZM195 139V138H194ZM255 139H257V137L255 138ZM162 139H161V141H163ZM170 140H171V138H170ZM170 140L168 141V142H170ZM220 140H222V139H220ZM219 140V141H220ZM248 140V139H247ZM252 140V139H251ZM98 141H101V140H98ZM114 141H116V142H114ZM164 141H167V139H165ZM171 141H173V143H166L167 145H169L170 147H171V145L172 146H176V143L178 142H176V143H174V139L173 140H171ZM184 141H186V139L184 140ZM183 141V142H184ZM226 141V140H225ZM249 141V140H248ZM124 142H126V143H124ZM152 142V141H151ZM180 142H181V138H180ZM217 142V141H216ZM227 142V141H226ZM237 142V141H236ZM156 143V142H155ZM158 143H159V140H158ZM164 143V142H163ZM199 143V142H198ZM238 143V142H237ZM47 144H49L48 146H50L49 148H47L46 150H44V148H45V145H47ZM165 144V143H164ZM171 144V145H170ZM173 144H175V145H173ZM184 144H185V142H184ZM183 144V145H184ZM209 144H210V142H209ZM214 144V143H213ZM218 144V143H217ZM223 144V143H222ZM250 144H251V142H250ZM151 145V144H150ZM218 145H220V144H218ZM253 144H251V146H252ZM178 146H179V144H178ZM188 146V145H187ZM221 147L223 146V145H220ZM47 147V146H46ZM177 147V146H176ZM191 147V146H190ZM212 147V146H211ZM258 147V146H257ZM222 148H224V147H222ZM232 148V147H231ZM239 148V147H238ZM169 149V148H168ZM179 149V148H178ZM207 149V148H206ZM214 149H215V147H214ZM219 149H220V147H219ZM227 149V148H226ZM240 149H242V148H240ZM239 149V150H240ZM204 150V149H203ZM208 150H210V148L208 149ZM228 150V149H227ZM256 150V149H255ZM183 151H184V149H183ZM186 151V150H185ZM211 151H212V149H211ZM223 151V150H222ZM229 151V150H228ZM227 151V152H228ZM233 151V150H232ZM231 151V152H232ZM243 151V150H242ZM27 152V156H24V157H21L20 155H22V154H24V153H26ZM214 152V151H213ZM226 152V151H225ZM230 152V151H229ZM255 152V151H254ZM263 152V151H262ZM158 153H159V151H158ZM182 153V152H181ZM186 153V152H185ZM215 153V152H214ZM219 153V152H218ZM166 154V153H165ZM208 154V158L210 157L209 156V154L210 153H207ZM211 154H213V153H211ZM225 154V153H224ZM228 154V153H227ZM231 154H233V153H231ZM234 154H235V152H234ZM148 155H150V154H148ZM163 155V154H162ZM166 155H168V154H166ZM166 155H164V157L166 156ZM186 155V154H185ZM214 155H216V154H214ZM220 155V154H219ZM238 155V154H237ZM237 155H235V156H237ZM21 158H20V157ZM153 156V155H152ZM174 156V155H173ZM192 156V155H191ZM213 156V155H212ZM222 156V155H221ZM226 156V155H225ZM227 156H232V155H227ZM186 157V156H185ZM219 157V156H218ZM137 158V157H136ZM174 158V157H173ZM177 158V157H176ZM222 158H224V157H222ZM226 158V157H225ZM229 158V157H228ZM232 158H233V156H232ZM232 158H229V159H227V161L225 162V164L226 165H228L229 163H232V162H234L233 161V159ZM145 159V158H144ZM190 159V158H189ZM196 159V158H195ZM201 159V158H200ZM205 159H207V158H205ZM216 159V158H215ZM235 159H237V157L235 158ZM240 159V161H242L243 163H247V161L249 160L248 159V157L246 158V156L244 155V156H242L241 155V158H239ZM134 160V159H133ZM162 160V159H161ZM172 160V159H171ZM175 159H173L172 161H174ZM184 160V159H183ZM212 160V159H211ZM124 161V162H125ZM131 161V160H130ZM137 161V160H136ZM141 161V160H140ZM147 161V160H146ZM197 161V160H196ZM214 161H216V160H214ZM221 161V160H220ZM142 162V161H141ZM151 162V161H150ZM164 162V161H163ZM185 162V161H184ZM206 162V161H205ZM248 162H250V160L248 161ZM130 163H132V162H130ZM129 163V165H131ZM166 163H168V162H166ZM200 163H203V162H200ZM144 164V163H143ZM145 164H147V162L145 163ZM209 164H211L210 162H208V165L206 164V166H210ZM217 164V163H216ZM264 164V163H263ZM127 165V164H126ZM140 165H141V163H140ZM205 165V164H204ZM204 165H200V167L202 166H204ZM226 165H224L225 167L224 168H226V167H228V166H226ZM144 166V165H143ZM162 166V165H161ZM128 167V166H127ZM136 167V166H135ZM145 167H146V165H145ZM150 167V166H149ZM152 167V166H151ZM160 167V166H159ZM163 167V166H162ZM197 167V166H196ZM199 167V166H198ZM218 167V166H217ZM239 167H240V164H239ZM238 167V168H239ZM241 167H244V166H241ZM254 167V166H253ZM123 168V167H122ZM131 168H133L132 166H131ZM177 168V167H176ZM176 168H174L175 170H177ZM182 168V167H181ZM206 168V167H205ZM205 168H203V169H205ZM210 168H212V167H210ZM223 168V170H222V168L220 169V173L218 172V173H216V174H224L225 176L226 175H233V168L232 169H230V172H228L227 170L228 169H224ZM245 168V167H244ZM244 168H242L243 169V171H245L244 170ZM258 168V167H257ZM130 169V168H129ZM134 169V168H133ZM133 169H132V171H133ZM139 169H140V167H139ZM146 169V168H145ZM144 169V170H145ZM162 169V168H161ZM171 169V168H170ZM170 169H168V170H170ZM186 169V171L187 172H192L193 170H194V168H185ZM235 169V168H234ZM241 169V170H242ZM253 169V168H252ZM250 170V172H253L254 171V173H260V172H258L259 170H260V168H258L257 170V172H255L256 170L255 169H253V170ZM131 170V169H130ZM136 170V169H135ZM147 170H148V168H147ZM147 170H146V172H147ZM196 170V169H195ZM206 170V169H205ZM215 170H217V169H215ZM240 170V169H239ZM247 170V169H246ZM249 170H247L248 172H249ZM118 171V170H117ZM121 171H122V169H121ZM137 171V170H136ZM139 171V170H138ZM171 171H172V169H171ZM180 171V170H179ZM207 171H208V169H207ZM222 171V172H221ZM246 171V173L247 174H249L248 172ZM122 172H124V171H122ZM127 172V171H126ZM143 172V171H142ZM145 172V171H144ZM143 172V173H144ZM216 172V171H215ZM235 172H237V171H235ZM262 172H263V170H262ZM116 173H118V172H116ZM153 173V172H152ZM176 173V172H175ZM194 173V172H193ZM211 173V172H210ZM238 173H240V177H241V172L239 171ZM236 174V176L237 175H239V174ZM245 173V174H246ZM122 174V173H121ZM120 174V175H121ZM127 174V173H126ZM165 174V173H164ZM246 174V175H247ZM114 176H115V174H113ZM135 175V174H134ZM151 175H153V174H151ZM169 175V174H168ZM171 175H174V174H172L171 173ZM179 175V174H178ZM193 175V174H192ZM191 175V176H192ZM212 175H214V173L212 174ZM217 175V176H218ZM244 174L242 173V176H243ZM252 174L250 173V176L249 177H253L252 179H254V175H252ZM261 175H262V173H261ZM260 175V176H261ZM128 176V175H127ZM139 176V175H138ZM143 176V175H142ZM186 176H187V174H186ZM220 176V175H219ZM219 176H218V178H219ZM234 176V175H233ZM236 176H234V177H236ZM151 177V176H150ZM199 177V176H198ZM210 176H208V178H209ZM215 177H216V175H215ZM224 177V176H223ZM232 177V176H231ZM258 177H259V175H258ZM263 177V176H262ZM112 178V177H111ZM118 178V177H117ZM156 178V177H155ZM170 178V177H169ZM190 178H192V177H190ZM189 178V179H190ZM194 178L195 179H198V178H196V175L194 176ZM204 178H207V177H204ZM203 178V179H204ZM207 178V179H208ZM211 178V177H210ZM210 178H209V181H210ZM220 178H222V175H221V177ZM226 178H228L227 176H226ZM256 178V177H255ZM260 178V177H259ZM114 179V178H113ZM121 178H119V180H120ZM172 178H170V180H171ZM176 179V178H175ZM193 179V178H192ZM194 179V180H195ZM235 180H233L232 179V181L230 180V182H232V184H233V181H236V178H234ZM238 179H239V177L237 178V181H238ZM241 179V178H240ZM243 179H245V178H243ZM246 179L248 180V178L246 177ZM98 180V181H97ZM118 180V179H117ZM123 180V179H122ZM132 180V179H131ZM134 180H135V178H134ZM159 180V179H158ZM178 180V179H177ZM184 180H186V179H184ZM199 180V179H198ZM217 180V179H216ZM220 180V179H219ZM224 180V179H223ZM242 180V179H241ZM262 180V179H261ZM93 181H95V182H93ZM115 181H116V179H115ZM149 181L151 182V179H149ZM175 181V180H174ZM188 181H190V180H188ZM193 181V180H192ZM203 181V180H202ZM205 181H208V180H204L203 182H204V184H205ZM208 181V182H209ZM211 181H212V179H211ZM222 181V180H221ZM228 182H229V180H227ZM226 181V182H227ZM240 181V180H239ZM238 181V182H239ZM249 181V180H248ZM247 181V182H248ZM251 181V180H250ZM93 182V183H92ZM118 182V181H117ZM120 182V181H119ZM136 182H137V180H136ZM139 182V181H138ZM178 182V181H177ZM182 182H184V181H182ZM195 182H197L196 180H195ZM226 182L225 183H223V184H226ZM229 182V183H230ZM254 182H255V179H254ZM127 183V182H126ZM125 183V184H126ZM155 183V182H154ZM185 183V182H184ZM184 183H182V184H184ZM229 183H227V184H229ZM235 183H237V182H234V184ZM242 183H245V182H242ZM242 183L240 184V186H242ZM253 183V182H252ZM256 183V182H255ZM262 184V192H260V190H261V186H259V191H258V194H260V195H263V191H264V182L262 181L261 182ZM68 184H70L71 185V190L69 191H65V190H61V189H63L62 187H64L65 185H68ZM113 184L115 185V186H113ZM146 184H148V183H146ZM189 184V183H188ZM194 184H196V186H194L193 184V186H192V190L191 191H189L188 190V193H186L185 195L183 194V196H181V197H178V198H173L174 200L172 201V203H170L171 205H170V209H169V207H168V209H166V214H168V213H173L174 215L175 214H180V209H182V208H180L179 209V207H178V200L179 199H182V200H185V203L186 202H188V203H190V205H194L193 206V208H194V211L195 212H197V213H201L202 212V206H203V204L204 203H206L208 200L207 199H213L214 198V194H213V192L212 191H210V189H209V187L211 188V186H213L214 184H215V182H214V184H209V183H207V184H209V185H211V186H209L208 187V189H203V190H201L202 189V187L204 186L203 185V183H194ZM231 184V183H230ZM231 184V185H232ZM238 184V183H237ZM247 184V183H246ZM245 184V185H246ZM139 185V184H138ZM137 185V186H138ZM140 185H141V183H140ZM140 185H139V187H140ZM145 185V184H144ZM177 185V184H176ZM203 185V186H202ZM244 185V184H243ZM244 185V186H245ZM165 186V185H164ZM183 186H185V185H183ZM188 186V185H187ZM225 186H229V185H225ZM225 186H223V188L225 187ZM234 187H236L237 185L235 184V185H233ZM238 186H239V184H238ZM244 186H243V188H244ZM247 186V185H246ZM251 186V185H250ZM130 187H131V185H130ZM216 187V186H215ZM249 187V186H248ZM97 188V187H96ZM95 188V189H96ZM115 188H117L116 190H115ZM127 188L129 189V186H127ZM182 188V187H181ZM186 188H190V187H186ZM205 188H206V186H205ZM218 187H216V189H217ZM228 188V187H227ZM226 188V189H227ZM230 188V187H229ZM243 188H241L240 190H242ZM252 188V187H251ZM250 187H249V189H247L246 191H241L242 193H241V195H240V198H239V200L240 199H242L243 200V202L244 201H248L249 199L251 200H254L255 199V197L256 196H254L253 195V190L254 189H251ZM88 189H87V191H88ZM141 189V188H140ZM145 189V188H144ZM171 189V188H170ZM176 189H177V187H176ZM183 189H185V187L183 188ZM213 189H215V188H213ZM219 189V188H218ZM235 189H238L237 187L235 188ZM258 189V188H257ZM83 190H85V189H83ZM82 190V191H83ZM123 190H125V191H127L126 189H125V187H124V189ZM130 190V189H129ZM137 190V189H136ZM150 190V189H149ZM179 190H180V188H179ZM187 190V189H186ZM207 190V191H206ZM228 190H230V189H228ZM256 190V189H255ZM86 191V190H85ZM86 191V192H87ZM93 191V190H92ZM91 191V192H92ZM120 191V190H119ZM118 191V192H119ZM122 191V190H121ZM131 191V190H130ZM134 191V190H133ZM142 192H144L143 191V188H142V190H141ZM236 191H238V190H235V193H233V191L231 192V193H233V194H236L237 192ZM84 192V191H83ZM97 192V191H96ZM127 192H129V191H127ZM126 192V193H127ZM140 191H138V192H134V193H139ZM157 192V191H156ZM185 192V191H184ZM216 192H217V190H216ZM220 192V189H219V191H218V193ZM223 192V191H222ZM82 193V192H81ZM89 193V192H88ZM87 193V194H88ZM95 193V192H94ZM125 193V195H127ZM155 193V192H154ZM162 193V192H161ZM80 194V193H79ZM83 194V193H82ZM90 194V193H89ZM100 194V193H99ZM109 194V193H108ZM131 194H132V192H131ZM143 194H146V192L145 193H143ZM220 194V193H219ZM224 194V193H223ZM222 194V195H223ZM240 194V193H239ZM78 195V194H77ZM76 195V196H77ZM101 195V194H100ZM106 195V194H105ZM123 195V194H122ZM140 196H141V193L139 194ZM138 194H137V196H139ZM151 195V194H150ZM218 195V194H217ZM221 195V194H220ZM226 195V194H225ZM225 195H223V197L225 196ZM231 195V194H230ZM75 196V197H76ZM79 196V195H78ZM88 196V195H87ZM97 196V195H96ZM135 196H136V194H135ZM134 196V197H135ZM144 198L147 196V194L146 195H142ZM166 196H167V194H166ZM169 198L171 197L170 196V193H169ZM219 196V195H218ZM227 198L229 197L228 196V193H227ZM94 197V196H93ZM103 197H105L104 195H103ZM120 197V196H119ZM119 197H117L116 199H117V201L118 200H120L119 199ZM130 197V196H129ZM150 197V196H149ZM152 197V196H151ZM184 197V198H183ZM239 197V196H238ZM77 198V197H76ZM99 198V197H98ZM128 198V197H127ZM141 198V197H140ZM143 198V199H144ZM168 198V197H167ZM225 198V197H224ZM263 198V197H262ZM93 200L92 201H94V198H92ZM95 199H97V198H95ZM114 199V198H113ZM131 199V198H130ZM142 199V198H141ZM146 199H148V198H146ZM166 199V198H165ZM232 199H233V197H232ZM259 199V198H258ZM80 200V199H79ZM123 200V199H122ZM133 200V199H132ZM151 200V199H150ZM170 200H172V199H170ZM233 200H235V199H233ZM238 200V199H237ZM98 201V200H97ZM102 201H103V199H102ZM101 201V202H102ZM117 201H116V203H117ZM143 201V200H142ZM145 201V200H144ZM146 201H148V200H146ZM153 201V200H152ZM215 201V200H214ZM224 201H227V200H224ZM88 202H91V201H88ZM122 202V201H121ZM127 202V201H126ZM130 202V201H129ZM138 202V201H137ZM211 202H212V200H211ZM254 202H255V200H254ZM109 203H110V201H109ZM113 203H115L114 201H113ZM147 203V202H146ZM145 203V204H146ZM159 203V202H158ZM168 203V202H167ZM221 203V202H220ZM246 203V202H245ZM97 204H99V202L97 203ZM111 204V203H110ZM109 204V205H110ZM119 204H120V202H119ZM137 204H139V203H137ZM144 204V203H143ZM142 204V205H143ZM212 204V203H211ZM215 204V203H214ZM232 204V203H231ZM251 203H249L248 205H245L246 206V209L249 207V205H250ZM254 204V203H253ZM252 204V205H253ZM93 205V204H92ZM96 205V204H95ZM106 205V204H105ZM126 205V204H125ZM150 205V204H149ZM206 205H208V204H206ZM235 205V204H234ZM236 205H238V204H236ZM244 205V204H243ZM98 207H99V205H97ZM114 206V205H113ZM117 206V205H116ZM115 206V207H116ZM141 205L139 204V207H140ZM147 206V205H146ZM151 206H152V204H151ZM239 206V205H238ZM248 206V207H247ZM256 206V205H255ZM103 207V206H102ZM114 207V208H115ZM138 207V206H137ZM191 207V206H190ZM257 207H259V206H257ZM92 208H93V206H92ZM105 208V207H104ZM104 208H102V209H104ZM208 208V207H207ZM206 208V209H207ZM252 208V207H251ZM262 208V207H261ZM128 209V208H127ZM142 209V208H141ZM256 209V208H255ZM111 210L113 211V208H111ZM115 210V209H114ZM136 210V209H135ZM208 210H209V208H208ZM215 210H217V209H215ZM215 210H213L212 209V211L214 212ZM254 210V209H253ZM259 210H260V208H259ZM262 210H264V209H262ZM93 211H95V210H93ZM99 211V210H98ZM102 211V210H101ZM132 211V210H131ZM238 211V210H237ZM242 211V210H241ZM244 211V210H243ZM242 211V212H243ZM256 211V210H255ZM261 211V210H260ZM96 212H97V210H96ZM103 213H101V215L103 214L104 215V211H102ZM218 211H216V213H217ZM239 212V211H238ZM241 212V213H242ZM245 212V213H244ZM243 213V215H242V217H240L238 220H236V223H235V225H236V230H237V232L241 235L240 237H238L237 238V241H236V243L234 244L233 242H230L229 244H227L228 246H227V248L225 249V252H224V255H223V258H221V260H220V264H249V262L250 261H252L253 259L254 260H258V259H260L259 261H257V262H255L254 260H253V262H251L252 264H264V246H262V244H258L260 241H262V240H264V237H263V234H262V236H254L253 234L256 232H258V231H255L256 230V224H257V220L254 218V217H251L253 214H255L254 213V211H253V214L251 215L250 214V212H248L247 210H245ZM94 213V212H93ZM100 213V212H99ZM99 213H96V214H98V215H100ZM106 213H108V212H105V215H107ZM235 213V212H234ZM237 213V212H236ZM258 213V212H257ZM194 214V213H193ZM229 214V213H228ZM100 215V216H101ZM122 215V214H121ZM132 215V214H131ZM130 215V216H131ZM171 215V214H170ZM185 215V214H184ZM227 215V214H226ZM240 215V214H239ZM258 215H259V213H258ZM264 215V214H263ZM138 216V215H137ZM143 216V215H142ZM233 216V215H232ZM257 216V215H256ZM261 216V215H260ZM91 217H93V216H91ZM95 217V216H94ZM119 216H117L116 218H117V220L119 219L118 218ZM125 217V216H124ZM128 217V216H127ZM177 217V216H176ZM179 217V216H178ZM189 217V216H188ZM198 217V216H197ZM207 217V216H206ZM219 217V216H218ZM229 217V216H228ZM238 217V216H237ZM122 218V217H121ZM135 218V217H134ZM191 218V217H190ZM131 219H133V218H131ZM152 219V218H151ZM208 219V218H207ZM234 219V218H233ZM262 219H264L263 217H262ZM121 220V219H120ZM138 220V219H137ZM142 220V219H141ZM172 220V219H171ZM261 220V219H260ZM264 221V220H263ZM146 222V221H145ZM156 222V221H155ZM160 222V221H159ZM130 223V222H129ZM212 223V222H211ZM210 223V224H211ZM121 224H123V223H121ZM163 224V223H162ZM230 224V223H229ZM125 225V224H124ZM123 225V226H124ZM119 226V225H118ZM202 226V225H201ZM216 226V225H215ZM211 227V226H210ZM131 228V227H130ZM136 229H138V227H135ZM150 228V227H149ZM121 229V228H120ZM125 229V228H124ZM174 229V228H173ZM261 229V228H260ZM260 229H257V230H259L260 231ZM263 229H264V226H263ZM122 230V229H121ZM127 230V229H126ZM148 230V229H147ZM201 230V229H200ZM33 231H31V232H33ZM35 231H38V230H35ZM117 231V230H116ZM120 231V230H119ZM118 231V232H119ZM135 231V230H134ZM141 231V230H140ZM152 232V231H151ZM260 232H262V230L260 231ZM38 233V234H39ZM126 233H128V232H126ZM125 233V234H126ZM140 233V232H139ZM153 233V232H152ZM233 233V232H232ZM262 233H264V232H262ZM31 234V233H30ZM33 234V233H32ZM130 234V233H129ZM132 234V233H131ZM258 234H260V233H258ZM124 235V234H123ZM140 235V234H139ZM31 236V235H30ZM117 236V235H116ZM119 236V235H118ZM126 236V235H125ZM128 236V235H127ZM126 236V237H127ZM143 236V235H142ZM38 237V236H37ZM131 237V236H130ZM133 237V236H132ZM43 239H45L44 238V235H43V237H42ZM134 238V237H133ZM120 239V238H119ZM135 240H137L138 239V237H137V239H136V237L134 238ZM140 239V238H139ZM167 239V238H166ZM22 241V240H21ZM40 241H41V239H40ZM43 241V240H42ZM46 241H47V239H46ZM127 241H129V240H127ZM177 241V240H176ZM37 242H38V240H37ZM35 243V244H37V245H39L38 243ZM121 242V241H120ZM120 242H119V244H120ZM164 242V241H163ZM33 243V242H32ZM43 243V244H44ZM47 243H50V241L49 242H47ZM161 243V242H160ZM34 244V245H35ZM126 244V243H125ZM124 244V245H125ZM131 244V243H130ZM146 244V243H145ZM118 245V244H117ZM124 245H122V246H124ZM134 245V244H133ZM17 246H18V244H17ZM17 246H15V247H17ZM121 246V245H120ZM127 246V245H126ZM161 246V245H160ZM171 246V245H170ZM262 246V249L260 248ZM12 248L13 250L15 249L16 250V248ZM125 247V246H124ZM123 247V248H124ZM128 247V246H127ZM132 247H135V246H132ZM147 248H148V246H146ZM129 248V247H128ZM146 248V249H147ZM173 248V247H172ZM258 248H260L262 251H261V253L260 254H258V255H255L254 254V251H255V249H258ZM124 249H126V248H124ZM123 249V250H124ZM139 249V248H138ZM145 249V250H146ZM168 249V248H167ZM119 250V249H118ZM118 250H116V252L118 251ZM127 250V249H126ZM154 250H156V249H154ZM153 250V251H154ZM12 251V250H11ZM121 251V250H120ZM132 251H134V250H132ZM167 251V250H166ZM214 251V250H213ZM14 251H12V253H13ZM16 252H17V250H16ZM15 252V253H16ZM115 252V251H114ZM136 252V251H135ZM142 252V251H141ZM145 252V251H144ZM151 252V251H150ZM156 252H159V251H157L156 250ZM164 253H165V251H163ZM173 252V251H172ZM119 253V252H118ZM124 253V252H123ZM126 253V252H125ZM134 253V252H133ZM132 253V254H133ZM148 253V252H147ZM163 253V255H165ZM117 254V253H116ZM121 254V253H120ZM150 254V253H149ZM153 254V253H152ZM257 254V253H256ZM130 255V254H129ZM139 255V254H138ZM142 255V254H141ZM154 255V254H153ZM152 255V256H153ZM157 255H158V253H157ZM157 255H155V256H157ZM154 256V257H155ZM117 257H118V255H117ZM121 257H123L122 256V254H121V256H120V258ZM132 257H135V256H132ZM151 257V256H150ZM165 257V256H164ZM220 257V256H219ZM12 258V257H11ZM137 258V257H136ZM166 258H167V255H166ZM165 258V259H166ZM174 258V257H173ZM122 259V258H121ZM126 259V258H125ZM168 260H169V257L167 258ZM166 259V261H167V263H170V261L168 262V260ZM192 259H194V258H192ZM191 259V260H192ZM123 260V259H122ZM130 260V259H129ZM142 260V259H141ZM155 260L157 261V263H159V259H156L155 258ZM161 260V259H160ZM164 260V259H163ZM163 260H161V261H163ZM219 260V259H218ZM22 261V262H23ZM131 261V260H130ZM166 261H163V262H166ZM211 261V260H210ZM8 262V261H7ZM133 262V261H132ZM134 262H135V260H134ZM219 262V261H218ZM255 262V263H254ZM21 263V262H20ZM172 263V262H171ZM207 263V262H206ZM209 263V262H208ZM212 263V262H211ZM21 264H23V263H21ZM141 264V263H140ZM146 264V263H145ZM161 264V263H160ZM217 264V263H216Z\"/></svg>","mask_w":264,"mask_h":264}]
</instances>
